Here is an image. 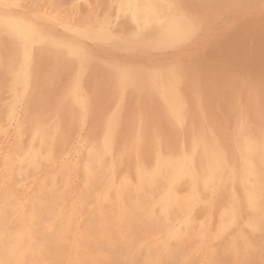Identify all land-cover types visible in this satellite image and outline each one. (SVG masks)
<instances>
[{"label": "rangeland", "instance_id": "obj_1", "mask_svg": "<svg viewBox=\"0 0 264 264\" xmlns=\"http://www.w3.org/2000/svg\"><path fill=\"white\" fill-rule=\"evenodd\" d=\"M19 1H21V0H5V5L2 7V6H0V15L1 16H4V17H10V18H18V19H23V20H27V21H29L30 23H31V25H34V24H36V25H38L39 26V30L43 33V34H45V35H49L48 37H55L56 38V40H58V41H61V42H67V43H69V40H70V38H71V40H70V43H72L73 44V46H76L77 48H79L80 49V51H81V53H82V55H84V57H86L84 60H79V59H77V58H75V57H69L70 55H68V54H64L63 52H61V51H58V50H55L54 48H51V47H48V48H46L47 46H45V45H42V46H44V48L41 46V45H39V46H37V45H33L32 47H31V49H30V58H29V60H28V62H27V64H28V71L30 72L32 69V74H31V72L29 73V75H31L30 77H29V79H28V83H27V86H25V88H24V90H22V86L20 85V86H18L17 85V87H16V90L15 89H11V87H12V84H11V70H13L15 67H14V63H13V60L15 59V57H16V55L14 56H12V54H14L13 52L15 51V54L16 53H18L19 52V45H17L18 44V40L17 39H15L14 37L12 38V36H9L8 34H6V33H4V32H2V30H0L1 31V35H0V41H1V43H0V58L2 59H0V65H1V68H0V104H1V106H0V116H1V118H0V128H1V130L0 131H2L1 133L2 134H4L5 132V134H7V133H10V134H12V132H13V129H14V127L16 126L15 124H17V123H19V122H21L22 123V126L25 128V129H27V128H29V126H30V123H29V121L30 120H33L35 117H38L39 116V114H40V118L38 117V119L40 120V121H42V120H46V119H48V121L46 120L45 122H41V123H47V122H49V123H47L46 124V126H48V127H54V126H52V122L51 121H53V125H54V123L56 124V126L59 128H56V126L54 127V128H56V133H57V137H58V139H57V141L58 142H60V141H62L59 137H63L62 139H63V141L62 142H64V141H67V142H71V140L73 139V142L77 139V140H80L81 141V143L82 144H85V143H87V144H89V143H91L92 141H94V144L95 143H99V141H101L102 140V137L103 136H105V134H106V129H107V131H108V133H110L109 134V137H111V140H113L112 141V150H111V152L106 156V158H108V157H110V158H108V160H110V162H107V159H106V164L108 165V166H112L111 168H113L114 170H115V175L114 176H112L113 177V179L112 178H110V177H108V175H104V176H102V184L103 183H106L107 181H108V179H110L109 180V182H112V181H117V182H119L122 178H123V176L125 177V175L127 176V174H128V176H129V173H131L130 175H132V171L137 167V166H139V165H142V162H146L147 160H148V156H149V160L148 161H150L151 160V157H152V154H153V152H155L156 150L157 151H162V153H177V154H181L182 152H188L193 146H198L200 143H206V141H207V144H208V146H211L210 148H215V147H213V146H217L218 145V148L216 147L215 149H219V152H220V154L226 159V162L227 163H229L230 161H231V158L229 157L230 155H231V157H232V153H234V150L233 149H235V147L238 145V143H240L239 142V140H241V134L243 135L244 134V130H246L247 131V133H248V131H249V133L248 134H246V132H245V134L246 135H251L252 134V136H253V133L255 134L254 136H257L258 134L260 135L261 133H259V132H263V130H264V124H262V123H264V119H263V117H264V106H263V104H264V87L262 86V85H264V75L263 74H261V73H263L264 72V0L262 1V0H241V2H240V0H177V2H176V0H173L174 2H176L175 3V5H177L176 7L179 9V10H181L182 12H183V14H184V16L185 17H187V20H188V27H186L187 29H189L190 28V30H191V32H190V30H187V29H185L186 30V33H185V31L183 32V33H181V34H178L176 37H174L171 41L172 42H169V43H167V44H165L164 46H162L161 48L163 49V50H161V48L160 49H158V50H152L151 48L150 49H145L144 47H135V48H138V49H143L144 48V50H137V49H134L133 48V50H132V48H130L129 49V47H124V45H122V44H124V42H126L127 40H128V38L131 40V39H133L134 41H138V43H140V44H142L143 43V41H142V39H140V38H136V36H137V34H136V32H135V30H132V29H134L133 27H131L130 26V23H129V21H128V18L125 16L124 17V15H121V14H119V13H117L116 12V10H114V0H111L110 2H108V5H110V6H105V3H106V5H107V2L105 1V0H90L91 1V3H89L90 1L89 0H69V2H68V0H52L51 2H50V0L48 1V0H44V1H42V0H34V2H33V0H27V2H28V4L26 3V1L24 0V3H23V0H22V2H19ZM45 1H47L46 2V4H45ZM55 1V2H54ZM80 1V2H79ZM85 1V2H84ZM94 1H95V4H94ZM108 1V0H107ZM179 1H180V3H179ZM186 1V2H185ZM197 1H198V3H197ZM203 3H202V2ZM214 1V2H213ZM228 3H226V2ZM232 1V3H229V2H231ZM240 2V4H236V3H238V2ZM256 1V2H255ZM262 1V2H261ZM38 2V3H37ZM39 2H40V4H39ZM41 2H42V5H41ZM54 2V3H53ZM59 3L58 5L56 4V3ZM73 2H74V4H73ZM98 2H99V4H98ZM192 3V6H191V3ZM206 2V3H205ZM223 2V3H222ZM225 2V3H224ZM249 2V3H248ZM26 3V4H25ZM32 3V4H31ZM34 3V4H33ZM61 3V4H60ZM65 3H67V4H65ZM77 3H78V5H77ZM82 3V4H81ZM84 3V4H83ZM102 3V4H101ZM190 3V4H189ZM200 3V4H199ZM212 3V4H211ZM262 3V4H261ZM11 4H12V7H11ZM24 4V5H23ZM43 4H44V6H43ZM56 4V5H55ZM85 4H87V5H85ZM90 4V5H89ZM94 4V5H93ZM98 4V5H97ZM101 4V5H100ZM181 4V5H180ZM197 4V6H198V8H197V6H195ZM202 4V5H201ZM205 6H204V5ZM229 4H232L231 6L229 5ZM234 4H236V6L234 5ZM254 4V5H253ZM261 4V5H260ZM23 5V6H22ZM26 5V6H25ZM48 5H51V6H49V7H47ZM66 5V6H65ZM68 5V6H67ZM74 5V6H73ZM75 5H77L76 7H75ZM103 5V6H102ZM180 5V6H179ZM184 5H185V7H184ZM195 7H194V6ZM201 5V6H200ZM210 5H211V7H210ZM216 7H215V6ZM221 5L223 6V7H221ZM224 5H227V6H230L231 8H229V7H227L226 6V8H225V10H224ZM256 5V7H254ZM6 6V7H5ZM8 6V7H7ZM10 6V7H9ZM28 6V7H27ZM46 6V7H45ZM84 6H87V7H84ZM91 7V8H89V7ZM97 6V7H96ZM100 6V7H99ZM183 6V7H182ZM188 6V7H187ZM200 6V7H199ZM221 8H220V7ZM250 6V7H249ZM253 8H252V7ZM258 6V7H257ZM35 7V8H34ZM37 7V8H36ZM38 7H41V8H38ZM59 7H61L60 8V10H59ZM82 7V8H81ZM112 7H114V8H112ZM182 7V8H181ZM193 7H194V9H193ZM203 7H204V9H203ZM208 7V8H207ZM239 7V8H238ZM246 7H247V9H246ZM8 8V9H7ZM10 8V9H9ZM27 8V9H26ZM54 10H53V9ZM76 8V9H75ZM188 8V9H187ZM211 8V9H210ZM214 8V9H213ZM221 9V10H218V9ZM227 8L229 9V10H227ZM237 8V9H236ZM245 9V11H244V9ZM47 9H49V10H47ZM70 9V10H69ZM85 9V10H84ZM95 9H96V11H95ZM103 9V10H102ZM108 9H110V10H112V11H110V10H108ZM183 9V10H182ZM185 9L186 10H189V11H185ZM198 9V10H197ZM223 9V10H222ZM243 9V10H242ZM10 12V14H9V12ZM31 12H30V11ZM35 10V11H34ZM63 10V11H62ZM69 10V11H68ZM72 10H74V11H72ZM77 10V11H76ZM107 10V11H106ZM194 12H193V11ZM203 10V12H199V11H202ZM209 10V11H208ZM212 10V11H211ZM215 10H216V12L218 13L217 15L216 14H214L213 12H215ZM240 10H241V13H240ZM249 10V11H248ZM261 10H262V12H261ZM7 11V12H6ZM39 11H40V14H39ZM46 11H48V12H46ZM52 11V12H51ZM54 11V12H53ZM65 11V12H64ZM80 11V12H79ZM85 11V12H84ZM101 11V12H100ZM103 11H104V13H103ZM108 11H110V13H106V12H108ZM114 11H115V13H114ZM185 11V12H184ZM206 11V12H205ZM221 11V12H220ZM228 11V12H227ZM234 11V12H233ZM236 11H238V13L236 12ZM242 11H243V13H242ZM19 12H22L21 14H19ZM43 12H45L44 14H43ZM61 12V13H60ZM74 12V13H73ZM96 12L98 13V14H96ZM195 12H199L197 15L195 14ZM213 13V15H216V16H214L213 17V15L211 16V14ZM215 12V13H216ZM247 12H248V14H247ZM30 13V14H29ZM32 13V14H31ZM49 13V14H48ZM54 13V14H53ZM62 13H63V15H62ZM80 14V16L78 17V14ZM100 13H101V15H100ZM208 15V14H210L209 15V18H208V16L206 15V17H204L205 15ZM225 13V14H224ZM233 13V14H232ZM255 13V14H254ZM258 13H260V14H258ZM18 16H17V15ZM46 14H48V15H46ZM58 14V15H57ZM61 14V15H60ZM88 14V15H87ZM107 16H111V18L110 17H107ZM119 14V15H118ZM186 14H187V16H186ZM189 14V15H188ZM196 15V18L194 17V15ZM202 14V15H201ZM222 14H223V16H222ZM228 14H230L229 16H228ZM235 14V15H234ZM253 14V15H252ZM68 15H70V17H68ZM83 15H86V16H83ZM91 15V16H90ZM95 15V16H94ZM114 15V16H113ZM221 15V16H220ZM244 15V16H243ZM250 15H252V16H250ZM50 16V17H49ZM59 16V17H58ZM62 16H64V17H62ZM77 16V17H76ZM90 16V17H89ZM105 16V17H104ZM119 16H121V18L119 17ZM218 16V17H217ZM231 16H233V17H231ZM242 16V17H241ZM22 17H24V18H22ZM54 17H56V18H54ZM61 17H62V19H63V21H62V19H61ZM67 17V18H66ZM72 17V18H71ZM102 17H104L107 21H103V19L104 18H102ZM107 17V18H106ZM124 17V19H122ZM213 17V18H212ZM231 19H230V18ZM238 17V18H237ZM248 17V18H247ZM29 18V19H28ZM37 18V19H36ZM59 18H60V21L61 22H59ZM79 18V19H78ZM86 18V19H85ZM96 18H97V20H96ZM225 18V19H224ZM237 18V19H236ZM259 18V19H258ZM261 18V19H260ZM45 19V20H44ZM84 19V20H83ZM92 19V20H91ZM100 19V20H99ZM110 19H114L113 20V22L110 20ZM122 19V20H121ZM190 19H192V20H190ZM195 19H196V21H195ZM207 19V20H206ZM208 19H211V21H209L208 22ZM214 19H216L215 21H213ZM234 19H236V20H234ZM245 19V20H244ZM69 20H70V22H69ZM80 20V21H79ZM83 20V21H82ZM89 20V22H87V21ZM93 20H94V22H93ZM118 20V21H117ZM198 20V21H197ZM204 20H206V21H204ZM243 20V21H242ZM100 21V23H102L101 21H103V23L102 24H98V22ZM125 21H127V23L129 24V25H127V23L125 22ZM219 21H220V23H219ZM222 21V22H221ZM262 21H263V23H262ZM58 22H59V24H58ZM65 22V23H64ZM86 22V24H84ZM108 22H110V23H108ZM116 22L117 23H120V25L119 24H117L119 27H117V25H116ZM122 22H125V23H122ZM193 22V23H192ZM197 22V23H196ZM216 22V23H215ZM75 23V27L73 26V24ZM92 23H94V24H92ZM105 23H107V24H105ZM113 23H114V25H113ZM195 23H196V26H195ZM199 23V24H198ZM207 23V24H206ZM211 23V24H210ZM222 23V24H221ZM55 24H57L56 26H59V27H56V26H54ZM88 24V25H87ZM90 24V25H89ZM96 24L98 25V26H96ZM122 24V25H121ZM203 24H205V25H203ZM236 24H238V25H236ZM50 27H49V26ZM78 25H80V26H78ZM87 26V27H85V26ZM91 25L93 26V27H95V29L93 28H91ZM102 25H104V26H102ZM106 25H108V27L106 26ZM125 25V26H124ZM189 25H190V27H189ZM194 25V26H193ZM203 25V26H202ZM208 25V26H207ZM213 25V27H211ZM45 27V29H44V27ZM55 28H54V27ZM64 26V27H63ZM76 26H77V28H76ZM82 26V28H81V30H80V27ZM202 26V27H201ZM100 27L101 28H103L104 30V33L106 34V32H107V34L108 35H106V36H108V37H110V39L111 40H113V45L112 44H110V43H112V42H110V43H108V41H110V40H108L106 43L104 42V43H102V41H98V38H99V33H98V29H100ZM111 27V28H110ZM121 27V28H120ZM197 29H196V28ZM205 27V28H204ZM218 27H220V28H218ZM41 28V29H40ZM46 28H47V30H46ZM49 28H50V30H49ZM67 28V29H66ZM76 28V29H75ZM193 28V29H192ZM200 28V29H199ZM208 28V29H207ZM213 28V30H211ZM259 28H261V32L259 31L260 29ZM87 29V30H86ZM89 29H91V30H89ZM107 29V30H106ZM108 29H110V30H108ZM123 29V30H122ZM204 29V30H203ZM259 29V30H258ZM46 30V31H45ZM48 30H49V33H48ZM56 30V31H55ZM61 30H64V31H61ZM83 30V31H82ZM92 30H93V32H92ZM105 30H106V32H105ZM126 30V31H125ZM218 30V31H217ZM51 31V32H50ZM61 31V32H60ZM72 31H76V33H73ZM121 31H122V33H121ZM196 31H197V33H196ZM203 31V32H202ZM208 31V32H207ZM229 31V32H228ZM258 31H259V33H258ZM44 32H46V33H44ZM89 32V33H88ZM96 32H97V34H96ZM130 32H132V33H130ZM195 32V33H194ZM207 33V34H205V33ZM228 32V33H227ZM53 33H55V34H53ZM68 33H69V35H68ZM80 33V34H79ZM87 35H86V34ZM113 34V36H112V34ZM119 34V36H118V34ZM123 33H125V36H124V34ZM127 33V34H126ZM201 33H204V34H202L201 35ZM210 33V34H209ZM213 33V34H212ZM194 34V35H193ZM199 34V35H198ZM212 34V35H211ZM61 35V36H60ZM75 35V36H74ZM82 35V36H81ZM86 37H85V36ZM93 35V36H92ZM98 35V37L96 38V36ZM121 35H123L122 37H123V40H121L122 39V37H121ZM221 37H220V36ZM224 35V36H223ZM243 35V36H242ZM250 37H249V36ZM257 35V36H256ZM76 36H78V38H79V41L78 40H76V39H78ZM88 36H89V38H91V39H89L88 38ZM92 36V37H91ZM117 36V37H116ZM131 36V37H130ZM198 37V36H201V37H198V38H196V37ZM207 36V37H206ZM237 36H239L238 38H237ZM252 36V37H251ZM3 37V38H2ZM63 37H64V40H62L63 39ZM116 37V38H115ZM119 37V39L117 40V38ZM121 37V38H120ZM191 37V38H190ZM218 37V38H217ZM68 38V39H67ZM113 38V39H112ZM127 38V39H126ZM193 38V39H192ZM194 38H195V40H194ZM199 38H201V39H199ZM210 38V39H209ZM220 38V39H219ZM241 38H242V40H241ZM245 38H247V40H245ZM251 38V39H250ZM2 39V40H1ZM6 39V40H5ZM8 39V40H7ZM89 39V40H88ZM94 39H95V41H94ZM185 41H184V40ZM186 39H188L189 41H186ZM236 39H237V41H236ZM239 39V40H238ZM261 39H263V41H261L260 42V40ZM13 40V41H12ZM72 40H73V42H72ZM83 40V41H82ZM192 40H193V42H192ZM197 40V41H196ZM199 40H201L202 41V44L201 43H199ZM204 40L206 41V42H204ZM212 40V41H211ZM217 40V41H216ZM226 40V41H225ZM234 40V41H233ZM246 41L247 42V44L244 42V41ZM7 41V42H6ZM10 43H9V42ZM76 43H75V42ZM116 41H119V44H117L118 42H116ZM120 41H122V44H120L121 42ZM140 41V42H139ZM200 41V42H201ZM236 41V42H235ZM100 42V43H99ZM191 42V43H190ZM211 42H212V44L214 45V47L215 48H213V47H210V45H211ZM237 42H238V44L239 43H242V45L240 44V45H238L237 44ZM251 44H250V43ZM260 43V44H258V43ZM9 43V44H8ZM80 44L79 46H78V44ZM82 43V44H81ZM87 45H85V44ZM96 44V45H93V44ZM198 43V44H197ZM206 43V44H205ZM207 43H210L209 44V46H208V44ZM231 43H232V45H231ZM236 43V44H235ZM3 44H4V46H3ZM75 44V45H74ZM88 44H90V46L88 45ZM102 46H101V45ZM115 44H117V45H115ZM191 44H194V45H191ZM200 44V45H199ZM14 45H16V46H14ZM85 45V46H84ZM97 45H98V47H97ZM100 45V46H99ZM114 45L115 46H117V51H116V49H115V47H114ZM120 45H122V46H120ZM183 45H185V46H183ZM192 46V47H190V46ZM197 45H199V46H197ZM212 45V46H213ZM234 45V46H233ZM245 45V46H244ZM247 45V46H246ZM255 47H254V46ZM174 46V47H173ZM189 46V47H188ZM207 46H208V48H207ZM218 46H220V47H218ZM227 46H229V49L230 50H228V47ZM231 46V47H230ZM2 47H3V49H2ZM166 47H169V48H166ZM184 47V48H183ZM186 47V48H185ZM194 47V48H193ZM196 47V48H195ZM202 47V49L203 50H205V48L206 49H208V50H205V51H200V48ZM210 47V48H209ZM217 47H218V49H217ZM233 47H234V49H233ZM247 48V50H246V48ZM249 47H250V49H249ZM9 48V49H8ZM36 50V49H38V52H37V50L36 51H33V53H32V50H34V49ZM40 48L42 49V50H46V51H39L40 50ZM85 48V49H84ZM165 48V49H164ZM188 48V49H187ZM191 48V49H190ZM198 48V49H197ZM231 48H232V50H231ZM237 48V49H236ZM243 48L245 49V52H244V50H243ZM14 49V50H13ZM18 51H17V50ZM50 49V50H49ZM86 49H87V51H86ZM104 50V51H102V50ZM119 49V50H118ZM122 49V50H121ZM174 49V50H173ZM181 49V50H180ZM201 49V50H202ZM241 49L243 50L242 52H243V54H242V52H240L241 51ZM5 50V51H4ZM99 50V51H98ZM124 50V51H123ZM129 50H130V52H129ZM188 51V52H185V51ZM189 50H190V52L192 53V52H194V53H192V55H191V53L189 52ZM196 50H198V51H196ZM227 50V51H226ZM234 50V51H233ZM4 51V52H3ZM12 53H10V52ZM51 51V52H50ZM86 51V52H85ZM95 51H96V53H95ZM118 51H120V52H118ZM125 51H127V52H125ZM168 51L170 52V53H168ZM173 51V52H172ZM178 53H177V52ZM211 51V52H210ZM223 51V52H222ZM230 51H231V53H230ZM42 52V53H41ZM53 52H55V53H53ZM57 52V53H56ZM92 52V53H91ZM98 52V53H97ZM101 52V53H100ZM118 52V53H117ZM122 52V53H121ZM129 52V54H127ZM146 52H147V54H146ZM159 52V53H158ZM172 52V53H171ZM180 52H182V54L183 53H185V54H181ZM220 52V53H219ZM230 54H229V53ZM234 52H236V53H234ZM247 52V53H246ZM251 52L252 53H254L253 55L251 54ZM10 55V56H8V54ZM51 53H52V55H51ZM62 53H63V55L66 57L67 55H68V57H64L63 55H62ZM108 53H110V54H108ZM133 53L135 54V56L133 55ZM140 53H143L144 55H142V54H140ZM149 53V54H148ZM207 54L208 55V53H209V56L207 57V55H204V54ZM211 53V54H210ZM235 55V56H233V54ZM250 53V54H249ZM42 54V55H41ZM86 54V55H85ZM92 54V55H91ZM95 55V57H94V55ZM118 54V55H117ZM122 54H124V55H126V56H122ZM137 54H140L139 56L137 55ZM169 54V55H168ZM174 54V55H173ZM188 54L190 55V56H188ZM199 54V55H198ZM214 54V56H212ZM216 54V55H215ZM50 55V56H49ZM54 55V56H53ZM59 55V56H58ZM99 55H101L100 57H99ZM106 55V56H105ZM114 55H116V56H114ZM119 55H121L123 58H124V60H123V58L121 57V56H119ZM131 55H133V56H131ZM146 55H148L147 57H146ZM151 55V56H150ZM173 55V57H171ZM194 55V56H193ZM221 55H223V59H222V56ZM241 56V57H237V56ZM243 55V56H242ZM34 57V60H36V61H34L33 60V57ZM38 56V57H37ZM60 56H62V57H60ZM93 56V57H92ZM112 56V57H111ZM129 58H128V57ZM145 56V57H144ZM171 58H170V57ZM193 56V57H192ZM204 56H206V57H204ZM210 56H212L213 58H217V60H213V58L211 57L210 58ZM48 57V59H46ZM91 57V58H90ZM105 57V58H104ZM107 57V58H106ZM110 57H111V59H110ZM118 57H120V58H118V60H117V58ZM151 57V58H150ZM160 59H159V58ZM182 57V58H181ZM201 57H202V59H201ZM220 58V61L217 63V61L219 60V58ZM237 57V58H236ZM247 57H249V58H247ZM252 57H254L253 59H251ZM12 59V63H13V66L11 65L12 63L11 62H9L11 59ZM53 58V59H52ZM56 58V59H55ZM63 58H64V60H63ZM88 58H90V59H88ZM99 58H101V59H103V60H101V59H99ZM114 58H115V60H114ZM128 59L127 61H126V59ZM132 58V59H131ZM140 58V59H139ZM142 58V59H141ZM155 58V59H154ZM162 58V59H161ZM168 58H170V59H168ZM6 59H8L9 61V63H7L6 62ZM39 59H41V60H39ZM44 59H46L45 61H43ZM55 59V60H54ZM61 59V60H60ZM76 59V60H75ZM99 59V60H98ZM105 59V60H104ZM136 59V60H135ZM207 59V60H206ZM209 59H210V61H209ZM53 60V61H52ZM108 60H110V61H108ZM117 60V61H116ZM120 60V61H119ZM185 61V63L187 62L188 63V65L189 66H191V67H193V68H191V70H190V72L193 74V73H196V74H194V75H191V73L189 72V71H187V73H186V68H188L189 69V66H187V63L185 64L184 63V61ZM232 62H231V61ZM236 60V61H235ZM253 61L254 63H256L255 65H254V63H251V61ZM259 60V61H258ZM4 61V62H3ZM32 61H34V62H32ZM51 61V62H50ZM59 61H61L60 63H59ZM72 61H74V62H72ZM87 61V62H86ZM114 61V62H113ZM142 61V62H141ZM153 61L155 62V63H157V65L155 64V63H153ZM166 61H168L167 63H165ZM191 61H192V63H191ZM205 63H204V62ZM222 61V62H221ZM238 61V62H237ZM47 62V63H46ZM65 62V63H64ZM70 62H72L71 64H70ZM76 62V63H75ZM85 62V63H84ZM88 62H90V63H88ZM117 62V63H116ZM119 62V63H118ZM120 62H122V63H120ZM141 62V63H140ZM144 62H145V65H144ZM152 62V63H151ZM162 62H164V63H162ZM7 65H6V64ZM11 63V64H10ZM32 63V64H31ZM37 63V64H36ZM55 63H59L58 65L57 64H55ZM64 63V64H63ZM143 63V64H142ZM148 65H147V64ZM203 63V64H202ZM234 63V64H233ZM238 63H240L241 65H239ZM247 63H248V66H247ZM260 63V64H259ZM8 64H9V66H8ZM46 64H47V66H46ZM54 64V65H53ZM67 64L69 65V67L67 66ZM122 64V65H121ZM124 64L127 66H124ZM139 64V65H138ZM140 64H141V66H140ZM152 64L154 65V66H152ZM177 64V65H176ZM181 64V65H180ZM183 64H185V65H183ZM200 64V65H199ZM210 66H209V65ZM227 64V65H226ZM7 67H6V66ZM50 65V67H48ZM56 65V66H55ZM65 65V66H64ZM71 65V66H70ZM99 65L101 66V67H99ZM201 65H203V67L201 66ZM217 65H218V68H219V66H220V68L221 69H223V70H221V69H215L216 67H217ZM225 65V66H224ZM235 65H236V67H235ZM246 67H245V66ZM251 65V66H250ZM253 65V66H252ZM35 66H37V67H35ZM66 67L68 70H66V68H64V67ZM84 67V68H82V67ZM87 66V67H86ZM138 66H140V67H138ZM199 66V67H198ZM224 66V67H223ZM244 66V67H243ZM256 66H260V67H257L256 68ZM32 68L31 70L29 69V68ZM45 67H47V68H45ZM59 67H61V68H59ZM86 67V68H85ZM98 67V68H97ZM114 67V68H113ZM118 67H120V68H118ZM132 67V68H131ZM137 69H136V68ZM179 67V68H178ZM215 67V68H214ZM256 68V69H253V68ZM8 68H10L11 70V72L9 71V72H7L9 69ZM52 68H53V70H52ZM59 68V69H58ZM107 70H106V69ZM125 68H127V69H125ZM153 68H156L155 70H153ZM204 68V69H203ZM209 68H210V70L212 69V71H209ZM228 68V69H227ZM259 68H260V70H259ZM51 69V70H50ZM73 70V71H71V70ZM83 71H82V70ZM110 69H114V71H111ZM123 69V70H122ZM131 69H132V71L136 74V76L134 77V73L131 71ZM138 69H140V70H138ZM161 70V72L162 73H160V70ZM195 69L196 71L195 72H193V70ZM204 70V72L203 71H198V70ZM207 69V72L205 71ZM227 69V71H225ZM229 69H232L233 70V72L231 71V70H229ZM7 70V71H6ZM35 70V71H34ZM36 70H38V71H36ZM64 70H65V72H64ZM85 70V71H84ZM126 70V72H130V74L131 73H133V75L131 74V77H130V75L128 76L129 78H127L126 80H125V82H124V86L123 87H125V88H123L122 86H121V83L119 82V80H117V78H118V75H120L122 72H124ZM130 70V71H129ZM159 70V71H158ZM221 70V71H220ZM254 70H257V71H254ZM259 70V71H258ZM45 71V72H44ZM52 71V72H51ZM86 71H88V72H86ZM155 71V72H154ZM157 71V72H156ZM184 71V72H183ZM254 71V72H253ZM44 74H42V73ZM58 72V73H57ZM81 72H82V75H81ZM90 72V73H89ZM108 72H111V74H108ZM113 72V73H112ZM114 72H115V75H113L114 74ZM198 72H199V74H198ZM206 72V73H205ZM216 72H217V75H216ZM218 72H219V74H218ZM228 72L230 73H232V75H230V74H228ZM6 73V74H5ZM10 75H9V74ZM49 73V74H48ZM51 73V74H50ZM57 73V74H56ZM61 73V74H60ZM75 73V74H74ZM84 73V74H83ZM92 73V74H91ZM107 73V74H106ZM166 74V75H168L167 77L169 78V80L170 81H172L173 83H174V85H176V86H174V94L176 95H178L176 98H175V103H174V105H176L175 107H177V113L179 114V121H174L173 122V124H172V119L170 118L169 119V113L168 112H166V110L164 109V107H163V105H161L162 104V102H161V100H160V98H158L159 97V94H158V92L160 91V89H159V87H157V86H159L158 85V83L157 84H155V83H152V81H151V78H150V76L152 77V75L153 74ZM186 73V74H185ZM205 73V75L204 76H206V77H203L202 75ZM215 73V74H214ZM223 73H225V75L223 74ZM239 73V74H238ZM87 74V75H86ZM187 74L190 76V78H189V76H187ZM212 74V75H211ZM252 74V75H251ZM76 75V76H75ZM111 75V76H110ZM147 75H148V77H147ZM200 75L202 76V78L200 77ZM221 75V76H220ZM47 77V76H49V77H47V78H45V77ZM89 76V77H88ZM116 78H115V77ZM191 76H192V79H191ZM239 76V77H238ZM252 76H254V77H252ZM37 77V78H36ZM42 77H43V79L45 80L44 82L42 81L43 79H42ZM56 77V78H55ZM83 77H84V79H83ZM106 77V78H105ZM108 77V78H107ZM260 77V78H259ZM30 78H32V79H30ZM36 78V79H35ZM39 78V79H38ZM49 78H50V80H49ZM55 78V79H54ZM59 78H60V80H59ZM102 78H104V80L102 79ZM214 80H213V79ZM241 78V79H240ZM257 78V79H256ZM62 79V80H61ZM70 80V82H69V80ZM113 79V80H112ZM144 79V80H143ZM180 79H182V81L180 80ZM190 79V80H189ZM205 79V80H204ZM209 80V81H207V80ZM211 79H212V81H211ZM216 79V80H215ZM224 79V80H223ZM230 79H232V81L230 80ZM67 80V81H66ZM81 80H83L82 82H81ZM86 80V81H85ZM89 80V81H88ZM103 80V81H102ZM193 80H194V83L192 84V82H193ZM249 80L251 81V83L250 84H248L247 82H249ZM253 80H254V82H253ZM256 80V81H255ZM48 81V82H47ZM108 81H110V82H108ZM203 83H202V82ZM218 82V81H221V82H218L217 84L215 83V82ZM224 81V82H223ZM6 82V83H5ZM7 82H8V84H7ZM40 82H41V84H40ZM43 82V83H42ZM55 82V83H54ZM60 82V83H59ZM69 82V83H68ZM78 82V83H77ZM86 82V83H85ZM98 82V83H97ZM208 82H209V84H208ZM213 82V83H212ZM231 82V83H230ZM244 82V83H243ZM257 82V83H256ZM31 83H33L32 85H31ZM47 84L48 86H46L45 84ZM49 83V84H48ZM57 83V84H56ZM87 83H88V86H86L85 87V85H87ZM107 83V84H106ZM148 83V84H147ZM183 83V84H182ZM187 83V84H186ZM204 83H205V85L207 86H205L204 85ZM212 83V84H211ZM225 85V86H223L224 88L226 87V89H223V87H222V85L223 84ZM235 83V84H234ZM239 84V85H236V84ZM246 83H247V86H246ZM255 83V85H253V84ZM259 83V84H258ZM263 83V84H262ZM10 84H11V86H10ZM66 84V85H65ZM78 84V85H77ZM98 84V85H97ZM189 84H190V88L191 89H188L189 88ZM217 85V87H215L216 85ZM245 84V85H244ZM7 85V86H6ZM29 85H31V87L29 86ZM55 85V86H54ZM148 85H150V86H148ZM181 85V86H180ZM200 85V86H199ZM203 85V86H202ZM219 85H221L220 87H222V88H220L219 87ZM230 85V86H229ZM249 85H251V88L249 87ZM260 85V86H259ZM10 86V87H9ZM44 86V87H43ZM95 86V87H94ZM99 86H101V87H99ZM120 86V87H119ZM143 86V87H142ZM184 86V87H183ZM214 87V89H213V87ZM240 86H242L241 88H240ZM255 86H257V87H255ZM19 87H20V89H19ZM41 87H43V88H45V89H43L42 88V90L40 89ZM51 87V88H50ZM61 87H63V90H62V88ZM74 87H78V89L80 90V97H81V101L78 103V104H73V102H72V100H71V96H72V91H73V89H74ZM83 87V88H82ZM93 87V88H92ZM112 87V88H111ZM119 87V88H118ZM179 87H181V89H179ZM183 87V88H182ZM245 87V88H244ZM260 89H259V88ZM5 88V89H4ZM14 88V87H13ZM49 88V90H46V89H48ZM122 88V89H121ZM128 88H130V89H128ZM157 88V92L154 90V89H156ZM211 90H210V89ZM215 88H217V89H219V90H217V89H215ZM232 88H233V90H232ZM247 88V89H246ZM252 88H254V89H252ZM258 88V89H257ZM262 88V89H261ZM84 89H85V91H84ZM95 89V90H94ZM98 89H100V90H98ZM111 89V90H110ZM116 89V90H115ZM125 89V90H124ZM185 89V90H184ZM186 89H187V91H186ZM209 89V90H208ZM245 89V90H244ZM8 90L9 91H11V92H8ZM18 90V91H17ZM34 90V91H33ZM39 90V91H38ZM40 90H41V96H40ZM57 92H56V91ZM60 90V91H59ZM90 90H91V94H92V98H91V94H89L90 93ZM105 90V91H104ZM119 90V91H118ZM128 90H129V92H128ZM194 90V91H193ZM215 90V91H214ZM220 90H223V91H220ZM21 91H25V92H27V93H24V95H25V98H26V105H24V104H22V102H20L19 103V101H18V99H20V93H21ZM38 91V92H37ZM43 91H44V93H43ZM47 91H48V93H47ZM53 91H55V92H53ZM107 91V92H106ZM112 91V92H111ZM185 91L187 92V93H185ZM190 93H189V92ZM213 93L214 92V94H215V96H214V94H211V92ZM217 91H219L220 93L218 94V92ZM229 91V92H228ZM238 91V92H237ZM248 91H249V93H248ZM250 91H252V92H250ZM258 91H259V93H258ZM46 92V93H45ZM114 92V93H113ZM127 92V93H126ZM138 92V93H137ZM155 92V93H154ZM195 92V93H194ZM201 92V93H200ZM217 92V93H216ZM254 92H256V93H254ZM4 93H6V94H4ZM33 95H32V94ZM82 93V94H81ZM95 93V94H94ZM126 95H125V94ZM129 93H132L130 96H129ZM154 93V94H153ZM181 93V94H180ZM238 93V94H237ZM251 93H254V94H251ZM15 94V95H14ZM29 94V95H28ZM88 94V95H87ZM99 94V95H98ZM111 94V95H110ZM118 94V96H116ZM142 94V95H141ZM146 94H147V96L148 97H146ZM151 94V95H150ZM185 94V95H184ZM188 94V96H186ZM191 94H193V95H191ZM200 94V95H199ZM205 94H207V96L205 95ZM218 94V95H217ZM230 94H232V95H230ZM242 96H241V95ZM263 94V95H262ZM16 95L18 96V99H16L17 97H16ZM112 95H113V98H112ZM125 95V96H124ZM157 96L156 98H155V96ZM181 95V96H180ZM204 95H205V97H204ZM211 95H213V96H211ZM259 97H258V96ZM10 96H12L11 98H9ZM14 96V97H13ZM32 97V98H30V97ZM39 96V97H38ZM51 96V97H50ZM61 96V97H60ZM116 96V97H115ZM128 96V97H127ZM183 96V97H182ZM184 96H186V97H184ZM189 96L192 98V96H193V98H192V100H191V98H189ZM194 96L196 97V98H194ZM232 96V97H231ZM236 96V97H235ZM239 96V97H238ZM261 96H262V98H261ZM55 97V98H54ZM69 97V98H68ZM97 99H96V98ZM125 97V98H124ZM138 99H137V98ZM142 97H143V99H142ZM151 97H154V99L153 98H151ZM200 97V98H199ZM252 97H254V99L252 98ZM8 98V99H7ZM40 98V99H39ZM58 98V99H57ZM126 98H127V101H125L126 100ZM178 98H180L181 99V101L184 99V98H186L185 100H183V103L182 102H180V101H178V100H180V99H178ZM240 98V99H239ZM247 98V99H246ZM5 99V101H3V102H1L2 100H4ZM7 99V100H6ZM12 101H10V100ZM46 99V100H45ZM52 99V100H51ZM111 99V100H110ZM125 99V100H124ZM141 101H143V102H140V100ZM156 99H157V101H156ZM178 99V100H177ZM194 99H195V101L197 102H195L194 101ZM246 99V100H245ZM252 99V100H251ZM14 100V101H13ZM57 100H58V103H56L57 102ZM87 100V101H86ZM91 100V101H90ZM116 100V101H115ZM129 100V101H128ZM134 100V101H133ZM145 100V101H144ZM151 102H150V101ZM154 100H155V102H154ZM187 100V101H186ZM189 100V101H188ZM251 100V101H250ZM263 100V101H262ZM28 101V102H27ZM39 101L41 102V103H39ZM68 101L70 102L69 104H67L68 103ZM89 101V102H88ZM111 101V102H110ZM118 101H121V103H123L121 106L120 105H117V104H119L120 102H118ZM131 101H132V103H131ZM136 101V102H135ZM178 101V102H177ZM233 101V102H232ZM240 101V102H239ZM253 101V102H252ZM18 102V103H17ZM53 102H55V106L53 107ZM64 102H65V104H64ZM67 102V103H66ZM106 102V103H105ZM116 102H118V103H116ZM127 102V103H126ZM145 102L147 103V102H149V103H147L148 105H146L145 104ZM156 102H157V105H156ZM177 102V103H176ZM200 102H201V104H200ZM236 102V103H235ZM249 102V103H248ZM256 104H255V103ZM260 104H259V103ZM3 103V104H2ZM32 103V104H31ZM43 103V104H42ZM105 103V104H104ZM125 103H126V105L128 106H126L125 105ZM133 103H134V107H133ZM154 103H155V105H154ZM205 103V104H204ZM239 103H240V105H239ZM19 104V105H18ZM27 104H28V107H25V106H27ZM36 104V105H35ZM44 104H45V106H44ZM47 104H48V106H47ZM73 104V105H72ZM80 104V105H79ZM98 104V105H97ZM114 104V105H113ZM116 104V105H115ZM160 104V106H158ZM188 104V105H187ZM194 104H196V105H194ZM199 104V105H198ZM232 104H234V105H232ZM254 104L256 105V107L254 106ZM8 106V108H6L7 106ZM23 106L22 108L20 107V106ZM64 105H65V107H64ZM84 105V106H83ZM105 105L107 106V107H105ZM113 105V106H112ZM146 105V106H145ZM152 105V106H151ZM178 105V106H177ZM181 105V106H180ZM190 106L189 107V109H185L184 107H186V106ZM202 105V106H201ZM260 105V106H259ZM6 106V107H5ZM10 106V107H9ZM68 106H69V108H68ZM72 106V107H71ZM73 106H75L74 107V109H73ZM111 106V107H110ZM119 106V107H118ZM136 106H138V107H136ZM142 106H143V109L144 110H146V111H141V108H142ZM145 106V107H144ZM150 106V107H149ZM153 106H157L156 108L155 107H153ZM196 106V107H195ZM200 106H201V108H200ZM237 106V107H236ZM252 106H253V108H252ZM258 106V107H257ZM12 107V108H11ZM15 107V108H14ZM52 107V108H51ZM60 107H62L63 109H65V110H63L62 108H60ZM90 107V108H89ZM107 108V110L105 109V108ZM123 107L126 109H123ZM130 107H132V108H130ZM146 107H147V109H146ZM148 107H149V109L152 111H150L149 109H148ZM241 107H243V108H241ZM263 107V108H262ZM11 108V109H10ZM23 108L25 109H28L27 111H26V109L23 111ZM50 108V109H49ZM114 108H116V109H114ZM121 108V109H120ZM154 108V111L152 110ZM160 110H159V109ZM183 108V109H182ZM187 108V107H186ZM193 108V109H192ZM196 108H198V110L196 109ZM208 108V109H207ZM255 108V109H254ZM3 109V110H2ZM61 109V111H58V110H60ZM67 109H70V110H68L67 111ZM75 109H77V110H75ZM98 111H97V110ZM110 109H112V110H110ZM121 111H120V110ZM157 109V110H156ZM163 109V110H162ZM184 109H185V111H184ZM200 109H201V111H200ZM235 109V110H234ZM241 109V110H240ZM260 109V110H259ZM11 110V111H10ZM38 110H40V112H38ZM53 110V111H52ZM81 110V111H80ZM108 110H110V111H108ZM116 110H119L120 112H115ZM132 110V111H131ZM188 110V111H187ZM207 110H208V112H207ZM237 110H240V111H237ZM242 110H244V111H242ZM254 110V111H253ZM36 111L38 112V113H36ZM46 111H48V112H52V114H51V112H50V114L49 113H47ZM71 111H73V113H71ZM110 112V114H108V112ZM122 111H124V112H122ZM155 111H156V113H160L158 116L157 115H155L156 113H155ZM164 111V112H163ZM192 111V112H191ZM197 111V112H196ZM237 113H236V112ZM248 111V112H247ZM253 111V112H252ZM263 113H261V112ZM10 112V113H9ZM16 112V113H15ZM19 112V113H18ZM27 114H26V113ZM46 112V113H45ZM76 112H79V113H76ZM100 112V113H99ZM115 112V113H114ZM127 112V113H126ZM132 112H134L133 114H132ZM147 112V113H146ZM151 112V113H150ZM154 112V113H153ZM186 112V113H185ZM188 112V113H187ZM191 112V113H190ZM193 112H196L197 113V115H196V113H193ZM198 112H199V114H198ZM243 112V113H242ZM262 114H260V113ZM5 113V114H4ZM9 113V114H8ZM24 113H25V115H24ZM29 113L31 114V115H29ZM34 113V114H33ZM44 113V114H43ZM63 113V114H62ZM106 113V114H105ZM117 113V114H116ZM122 113V114H121ZM146 113V114H145ZM165 113V114H164ZM168 113V114H167ZM190 113V114H189ZM202 113V114H201ZM205 113V114H204ZM240 115H239V114ZM249 115H248V114ZM8 114V115H7ZM11 114V115H10ZM36 114V115H35ZM42 114L44 115V117H42L41 118V116H42ZM71 114L73 115V117L71 116ZM74 114H75V116H74ZM77 114V115H76ZM114 114H116V116L114 115ZM126 114H128L127 116L128 117H126ZM140 115V117L142 116L141 114H143V118L145 119H141V121L142 122H140L138 119L140 118L139 117V115ZM148 114V115H147ZM152 116H151V115ZM183 114H185V116H183ZM193 114V116H190L189 117V115H192ZM238 114V115H237ZM247 114V115H246ZM255 116H254V115ZM5 115V116H4ZM21 115V116H20ZM33 115H34V117H33ZM50 115V116H49ZM53 115V116H52ZM59 115V116H58ZM99 115H101V116H99ZM123 115H125V116H123ZM145 115V116H144ZM149 116V118H150V120H149V118H147V116ZM160 115L162 116V117H160ZM166 115V116H165ZM181 115V116H180ZM195 115V116H194ZM201 115V116H200ZM244 115H246L245 117H243ZM252 115V116H251ZM13 116H14V118H13ZM30 116V117H29ZM46 116H48V117H46ZM69 116H71V117H69ZM78 116V117H77ZM79 116H80V118H79ZM92 116V117H91ZM102 116H103V118H102ZM115 116V117H114ZM118 116V117H117ZM134 116H136V117H134ZM138 116V117H137ZM196 116H198V117H196ZM235 116V117H234ZM240 118H239V117ZM247 116H249L248 117V119H247ZM27 117V118H26ZM28 117H29V119H28ZM66 117V118H65ZM99 117H100V119H99ZM108 117H110V118H108ZM112 117H114V120H113V118ZM117 117V118H116ZM122 119H121V118ZM132 117H134V119L132 118ZM151 117H153V118H151ZM156 117V118H155ZM158 117H160V118H158ZM165 117H167V119L165 118ZM181 117V118H180ZM186 119H185V118ZM189 117V118H188ZM194 117V118H193ZM236 117H238V118H236ZM253 117V118H252ZM6 118H8V119H6ZM11 118V119H10ZM20 118V119H19ZM30 118H33V119H30ZM61 118H65V119H61ZM69 118V119H68ZM72 118V119H71ZM76 118V119H75ZM95 118H98V119H95ZM138 118V119H137ZM147 118V119H146ZM159 119V121H158V119ZM162 118V119H161ZM183 118V119H182ZM196 118V119H195ZM204 118V119H203ZM233 118V119H232ZM244 118V120H242ZM259 118V119H258ZM23 119V120H22ZM37 119V118H36ZM51 119V120H50ZM56 121H55V120ZM59 119H61L60 121H58ZM70 119L71 120H73V121H70ZM79 119V120H78ZM93 119V120H92ZM105 119H107V120H105ZM119 119V120H118ZM121 119V120H120ZM127 119H129V120H127ZM153 119V120H152ZM164 119V120H163ZM193 119V120H192ZM203 121H202V120ZM237 119V121H235ZM256 119V120H255ZM263 119V120H262ZM6 120V121H5ZM19 120V121H18ZM20 120H22V121H20ZM63 120V122L61 123V121ZM65 120V121H64ZM96 120V121H95ZM98 120V121H97ZM101 120H102V122H101ZM112 120V121H111ZM116 120V121H115ZM123 120V121H122ZM135 120H138V121H135ZM147 120V121H146ZM155 120V121H154ZM157 120V121H156ZM169 120L171 121V123L169 122ZM197 120H198V122H197ZM214 120V121H213ZM240 120V121H239ZM16 121H18V122H16ZM69 123H68V122ZM91 121L93 122V123H91ZM103 121H104V123H103ZM150 121V122H149ZM153 121V122H152ZM161 121V122H160ZM189 121V122H188ZM193 121H194V125L192 124H190L189 125V123L191 122V123H193ZM199 121H201V122H199ZM204 121H205V123H204ZM208 121H209V123H208ZM234 121V122H233ZM241 121H244L246 124L248 123V126L246 125V124H244L243 122H241ZM3 122V123H2ZM5 122V123H4ZM57 122V123H56ZM60 122V123H59ZM96 122V123H95ZM98 122V123H97ZM112 122H113V124H112ZM123 122V123H122ZM127 122V123H126ZM144 122V123H143ZM147 122H148V125H147ZM152 122V123H151ZM186 123V125H185V123ZM211 122H213V123H211ZM239 122V123H238ZM254 122V123H253ZM9 123V124H8ZM14 123V124H13ZM51 123V124H50ZM59 123V124H58ZM72 123V124H71ZM101 123V124H100ZM103 123V124H102ZM106 123V124H105ZM118 125H117V124ZM141 123H142V125H141ZM156 123H158V124H156ZM167 123V124H166ZM175 123V124H174ZM184 123V124H183ZM200 123H202L201 125L202 126H200ZM228 123H229V125H230V127H229V125H228ZM250 123V124H249ZM11 124V125H10ZM13 124V125H12ZM70 124V125H69ZM90 124H91V127H90ZM105 124V125H104ZM132 124V126H130ZM145 125V128H144V125ZM149 124H150V126H149ZM155 124V125H154ZM164 126H163V125ZM165 124H166V126H165ZM169 124V125H168ZM199 124V125H198ZM203 124H205V126H203ZM209 124V125H208ZM214 126H213V125ZM232 124H233V127H232ZM236 124V125H235ZM238 124V125H237ZM244 124V125H243ZM251 124H253V129H252V127H251ZM257 124V125H256ZM59 125V126H58ZM67 125H69V126H67ZM73 125V126H72ZM77 125V126H76ZM79 125V126H78ZM83 125V126H82ZM85 125H86V127H85ZM96 125H98V126H96ZM101 125V126H100ZM102 125H104V127L102 126ZM116 125H117V127H116ZM127 125V126H126ZM137 125H139L138 126V128H137ZM160 125V126H159ZM171 125H172V127H171ZM175 125H177V126H174ZM182 125H185L183 128L187 131V132H185V130L182 128ZM261 125V126H260ZM12 126H13V128H12ZM61 126H62V128H61ZM88 126H89V128H88ZM95 126V127H94ZM107 126V127H106ZM120 126V127H119ZM135 126H136V128H135ZM141 126V127H140ZM151 126H153V127H155L154 129H156V130H151L150 129V127ZM179 126H180V128H179ZM193 127V128H191L190 129V127ZM210 127V128H208V127ZM218 126V127H217ZM236 126H240V127H237V130H239L240 132H238V133H240L239 134V136L238 135H236V134H238V133H236L237 132V130L235 129L236 128ZM2 127H3V129H2ZM69 127H71L72 129H70ZM132 127V128H131ZM153 127H152V129H153ZM157 127V128H156ZM160 127V128H159ZM189 127V128H188ZM213 127V128H212ZM215 127H216V129H215ZM243 127H245V128H243ZM248 127V128H247ZM84 128V129H83ZM88 128V129H87ZM102 128V131L103 132H100L101 129ZM105 130H104V129ZM115 128V129H114ZM133 128H135L136 129V131L137 132H139V134H137V132L135 131V129H133ZM162 128V129H161ZM164 128V129H163ZM167 129V131H166V129ZM175 128V130H171V129H174ZM179 128V129H178ZM195 128V129H194ZM197 128V129H196ZM200 128H202V129H200ZM205 128V129H204ZM212 128V129H211ZM217 128H219L220 130H222V131H220L219 129H217ZM227 128V129H226ZM229 128V129H228ZM231 128H233V130L231 129ZM239 128V129H238ZM60 129H61V131H60ZM67 129V130H66ZM80 129V133L78 132V130ZM87 129V130H86ZM90 129V130H89ZM117 129H119V130H117ZM122 129V130H121ZM132 129H133V131H132ZM139 129H140V131H139ZM147 129H148V131H147ZM177 129H178V131H177ZM193 129L195 130V131H193ZM211 129V130H210ZM216 130L215 132L217 133H214V130ZM256 129V130H255ZM259 129H261L260 131H258ZM4 130V131H3ZM63 130V131H62ZM70 130V131H69ZM132 132H131V131ZM142 130H144L145 132H143ZM150 130V131H149ZM159 130V131H158ZM188 130H191L192 131V133H195L194 135H193V137H196V138H193L192 136H190V133H191V131H189L188 132ZM232 130V131H231ZM234 130H235V132H234ZM8 131V132H7ZM76 131H77V135H78V138H77V136H76ZM87 131H89V133L87 132ZM120 131V132H119ZM162 131H164V132H162ZM173 131V132H172ZM179 131H181V132H179ZM197 131H198V133H199V135L198 136H196V134H198L197 133ZM226 131H227V133H226ZM230 131V132H229ZM251 131V132H250ZM256 131V132H255ZM94 134H93V133ZM124 132H125V134H124ZM135 132V133H134ZM146 132H148V134L146 133ZM160 132V134L162 135H160V134H157V133H159ZM179 132V133H178ZM208 134H207V133ZM214 133L216 136H218V137H221V140H223L222 142H224V144H223V147H222V144L220 145V143H221V141L219 142V140H218V142H216V140L218 139V137H216L214 134H212V133ZM220 132H221V136H219L220 135ZM233 132H234V134L236 135V137L238 138L239 137V139H237L235 136H234V134H233ZM59 133V134H58ZM64 134V136H63V134ZM83 135H82V134ZM103 133V134H102ZM116 133H117V135H118V137H117V135H116ZM121 133V134H120ZM132 133V134H131ZM152 135H151V134ZM166 133V134H165ZM170 133V134H169ZM191 133V134H192ZM211 133V134H210ZM81 134V135H80ZM143 134H145V136H141V135ZM147 134V135H146ZM176 134V135H175ZM178 134H180V135H178ZM183 134H185V135H183ZM189 136H188V135ZM206 135L205 136V138H204V136H202V137H200L201 135ZM219 134V135H218ZM226 134V135H225ZM228 134V135H227ZM233 134V136L235 137V138H233L234 140H235V142H234V140L232 139V137L233 136H231ZM245 134L243 135V136H245ZM84 135H85V137H84ZM89 135L91 136V137H89ZM95 135H96V137H95ZM100 135H102L101 137H100ZM132 135V138L130 137ZM134 135H136V137L134 136ZM139 135V136H138ZM149 135V136H148ZM150 135H151V137H150ZM164 135V136H163ZM167 135V136H166ZM169 135V136H168ZM65 136H66V138L67 139H64L65 138ZM87 136V137H86ZM117 138H116V137ZM140 137L139 138V140H140V142H139V140L136 142V139L138 138V137ZM161 136V137H160ZM171 136H172V139H171ZM177 136H179V137H177ZM215 136V137H214ZM227 136V137H226ZM242 136V137H243ZM56 137V138H57ZM114 137L116 138V140L114 139ZM128 137V138H127ZM142 137H144L145 138V140H144V138H142ZM150 137V138H149ZM153 137V138H152ZM170 137V138H169ZM183 137H184V139H183ZM197 137H200V138H202V139H197ZM223 137H225V138H223ZM229 137V138H228ZM231 137V138H230ZM87 138V139H86ZM124 138H126V139H124ZM148 138V139H147ZM157 138H160V139H157ZM168 138V139H167ZM186 138H187V140H186ZM192 138H193V140H192ZM212 140V142H214V144L213 143H209V142H211V140ZM213 138V139H212ZM214 138H216V139H214ZM70 139V140H69ZM90 139V140H89ZM92 139V140H91ZM99 139V140H98ZM121 139H122V141H121ZM151 139V140H150ZM167 143V145L168 146H166V143H164V141ZM177 139H178V141H177ZM196 139V140H195ZM27 140V137L26 138H24L22 141L23 142H25ZM95 140H97V142L95 141ZM119 140V141H118ZM124 140H126V141H124ZM153 140V141H152ZM158 140H160V141H158ZM167 140H169V141H167ZM173 140V141H172ZM191 140V141H190ZM199 140H201V142H199ZM209 140V141H208ZM213 140H215V141H213ZM229 140H231V141H229ZM13 141V140H12ZM124 141V142H123ZM128 141V142H127ZM180 141H182V143L183 144H181V142ZM185 141V142H184ZM196 141V142H195ZM225 141H227V142H225ZM123 142V143H122ZM130 142V143H129ZM145 142V143H144ZM148 142V143H147ZM151 142H152V144H151ZM154 142V143H153ZM160 142V143H159ZM194 142V143H193ZM228 142H230L229 144H228ZM232 142V143H231ZM93 143V142H92ZM115 143V144H114ZM128 144V146L129 147H125V145L124 146H122L123 144ZM135 143H136V146L134 147L133 146V144L135 145ZM150 143V144H149ZM159 143V145H157V144ZM191 143L193 144V146L191 145ZM234 143H237V144H234ZM26 142H25V144H24V147L26 146ZM114 144V145H113ZM116 144H117V146H116ZM130 144V145H129ZM140 144V145H139ZM143 144V145H142ZM148 146H147V145ZM173 146H172V145ZM185 144V145H184ZM212 144H213V146H212ZM234 144V145H233ZM138 145L140 146V147H138ZM144 145H146V146H144ZM152 145H154V146H152ZM162 145V146H161ZM164 145H165V148L166 149H164ZM180 145V146H179ZM221 147H220V146ZM230 147H229V146ZM113 146H114V150H113ZM127 146V145H126ZM144 146V147H143ZM154 147V148H151V147ZM158 146H160V147H158ZM131 147H132V150H131ZM142 147V148H141ZM146 147H148V148H146ZM168 147H170L169 149H168ZM175 147V148H174ZM179 147H180V149H179ZM184 147V148H183ZM118 148V149H117ZM121 148H122V150H121ZM149 148H150V150H149ZM158 148V149H157ZM159 148H161L162 150H160ZM224 148V149H223ZM134 149V150H133ZM148 149V151H145V150H147ZM154 149V150H153ZM173 149V150H172ZM179 149V150H178ZM185 149V150H184ZM187 149V150H186ZM232 150V151H230L231 152V154L229 153L228 154V150ZM117 150V151H116ZM141 150H143V153H142V151ZM164 150V151H163ZM177 150V151H176ZM181 150V151H180ZM225 150H227V153L226 152H224ZM126 152V156H125V152ZM128 151L130 152V151H132L131 153H132V155L130 154V153H128ZM136 151V153L138 154V155H136V153H134V152ZM168 151V152H167ZM172 151V152H171ZM222 151H223V153H222ZM119 152H121V153H123L122 155H120L121 153H119ZM140 152V153H139ZM147 154H146V153ZM152 152V153H151ZM112 153H114V154H112ZM225 153V154H224ZM82 154V155H81ZM149 154V155H148ZM226 154H228L227 156H226ZM69 155V156H68ZM66 157H65V161L68 163H64L63 164V166H69L70 167V171H71V174H72V181L70 180V183H75V182H77V183H75V184H78V187H79V189L78 190H80V191H76V194L75 195H72V199L71 200H66L67 202L66 203H63L64 205L63 206H67L66 207V209H70V207H72L73 208V210H72V214H67L65 217H63L62 218V220L63 221H61V223H60V227H56V229L54 230V232H52V233H50V234H48V235H46V233H45V231H44V228H42L43 227V225H38L37 224V226L35 225L34 226V228L32 229V233H31V241H32V248H33V251H32V253L30 252V253H28L27 255H26V260H27V264H33V263H35V261H37L38 262V264L40 263V264H72V262H70L71 261V256L73 255V261L75 262V263H73V264H106L105 262H107V264H181L180 262H182V263H184V264H232V263H234V261H235V258H236V261H235V263L234 264H242V262H244L245 264H261V263H264L263 262V260H264V232L261 234V233H256V234H253V235H251L252 233H250L247 229H245V228H243V221H246V219H247V214H246V212L245 211H243V210H241V212H240V221L234 226V230L231 228V230L230 231H228L227 232V236L225 235V237L226 238H224V240L223 239H220V240H217V239H213L212 241H210V239H212L211 237L208 239V238H206L205 237V239H203L204 238V236H203V238H202V236H199L198 237V235L200 234H198V232H200L199 231V229L200 228H198L199 227V225L198 224H200V223H203L204 221H205V217H204V213L202 212V210L200 211V210H197L196 211V213H195V215L198 213V215H196V228H194V230L192 231V232H190V236L188 235L187 237H185L184 239H182L181 241H171V240H168L167 239V235H169V231L168 230H170V228H172V226L173 227H176L177 225H178V222L180 221L179 219L180 218H178V220H177V218H176V220L175 221H173V223H171L170 225H169V227L168 226H163V228H162V225L161 224H159L158 222H156V221H154V220H151V218L148 216V213H147V208L145 209V210H141V211H139V213L137 212L138 210H137V208L135 207V204H134V202L133 201H128L127 203V206L126 207H129V210H131V213L132 212H134L133 214L135 215V216H133V214H131V215H128L129 217V219H130V221H131V227H130V229H128V224L127 225H125V227L124 226H114V223H113V221H112V219L111 218H108V219H105L104 220V222L98 217V216H96V214H95V206H94V204L93 203H91L90 205H88V204H86V199H85V201L83 200V198H82V196H83V188L81 187L82 186V181H83V178H82V169H83V166L82 165H85V162H86V160H85V157H84V155H83V153H77V154H72V153H70V154H68ZM74 155V156H73ZM78 155H80V156H78ZM111 155L112 156H114V158H112L111 157ZM118 155H120V156H118ZM123 155H124V157H123ZM131 155V156H130ZM135 155V156H134ZM141 155V156H140ZM142 155H144V157H142ZM225 155V156H224ZM70 156L72 157V159H74L73 161H72V159H70L69 160V158H70ZM145 156H146V158H145ZM82 157V158H81ZM83 157H84V159H83ZM129 157H131V159H130V161L128 162L127 160H126V158H128V160H129ZM133 157V158H132ZM230 158V160H229V162H228V160L227 159H229ZM124 158V159H123ZM136 158H138V159H136ZM142 158V159H141ZM143 158H144V160H143ZM78 159V160H77ZM141 159V160H140ZM84 160V161H83ZM134 160L136 161L135 162V164H134ZM114 161V162H113ZM127 163H126V162ZM138 161V162H137ZM140 161H142L141 163H139ZM79 162V163H78ZM83 162V163H82ZM116 162H118V163H116ZM123 162V163H122ZM131 162V163H130ZM126 163V164H125ZM138 163V164H137ZM66 164V165H65ZM77 165V167L75 166V165ZM78 164H80V166L78 165ZM122 165L121 167L122 168H120V165ZM71 165V166H70ZM117 167H116V166ZM137 165V166H136ZM76 168H75V167ZM133 166H136V167H133ZM68 167V168H69ZM71 168H72V170H71ZM128 168H129V170H128ZM79 169H80V171H81V173H80V171H79ZM125 169H127L126 171L128 172V173H126L125 172ZM75 171V172H74ZM120 171V172H119ZM124 171V172H123ZM77 172V176L79 177V178H75V173ZM123 173V174H122ZM122 174V175H121ZM121 175V176H120ZM106 176H107V178H106ZM117 176V177H116ZM74 177V178H73ZM114 177H115V179H114ZM119 178V179H118ZM76 180V181H75ZM81 180V181H80ZM112 180V181H111ZM104 181V182H103ZM81 182V183H80ZM81 184V185H80ZM80 185V186H79ZM49 188V189H48ZM52 188L49 186V187H46V189H44V191H46V192H44V194H47L46 196L44 195V197H48L49 195H50V193H48L50 190H51ZM68 191H66L65 190V192L64 191H62V190H59L58 191V193L56 194V195H59L60 197H61V199H64V198H68L69 196H70V193L68 194L67 193ZM79 194H78V193ZM65 195L64 197L62 196L63 194ZM224 194H225V196H224ZM228 194V196L230 195L229 194V192H222V195L220 194L219 196H216V198H215V200H216V203H220V202H222V200H224L223 199V197L226 199L227 198V195ZM25 194H23L21 197H23ZM67 195V196H66ZM76 196H79V197H76ZM63 197V198H62ZM218 197V198H217ZM79 199V201H77L78 199ZM220 198V199H219ZM75 199H76V201H75ZM219 202H218V201ZM60 202H62V201H60ZM73 202V203H72ZM78 202V203H77ZM80 202V203H79ZM82 202V203H81ZM84 202V203H83ZM72 203V204H71ZM68 204V205H67ZM71 206H70V205ZM130 204V205H129ZM78 205H79V207H78ZM86 206V208L84 207V206ZM92 205V206H91ZM108 205H110V206H108ZM113 205V203L111 202L110 204H106L105 206H104V209H103V211H105L104 212V214H107V213H111V215L110 214H107L108 216H110V217H112L113 216V212H114V207L112 206ZM132 205H134V206H132ZM113 208H112V207ZM27 207V208H26ZM25 207V209H24V214L26 215V213L27 214H29V212H30V208H29V206H26ZM107 207H108V209H107ZM135 207V208H134ZM75 208V209H74ZM90 210H89V209ZM132 208V209H131ZM134 208V209H133ZM80 209V210H79ZM85 209H87V211L85 210ZM75 210V211H74ZM107 210V211H106ZM94 211V212H93ZM83 212V213H82ZM243 212V214H241ZM74 213H75V215H74ZM82 213V214H81ZM84 213H86V214H84ZM147 213V214H146ZM137 214V215H136ZM200 214H202V216L200 215ZM88 216V217H86V216ZM106 215V216H107ZM242 215L244 216V218L242 217ZM84 216H85V218H84ZM94 216V217H93ZM147 216V217H146ZM68 217V218H67ZM75 217H77V218H75ZM83 217V218H82ZM133 217V218H132ZM135 217H137V218H135ZM203 217V219L201 220V218ZM80 218V219H79ZM93 218H96V220L94 219V220H92ZM100 220H99V219ZM134 218H135V220H134ZM142 218H143V220H142ZM243 218V219H242ZM64 219H66L65 221H64ZM86 219V220H85ZM140 219H141V221H140ZM199 219V220H198ZM99 220V221H98ZM107 220V221H106ZM108 220H110V221H108ZM151 220V221H150ZM243 220V221H242ZM50 221V220H49ZM74 221V222H73ZM77 221V222H76ZM80 221H82V223L80 222ZM96 221V222H95ZM134 221V224L132 223ZM145 222V226H144V223L143 222ZM202 221V222H201ZM51 223H53L52 221H50ZM63 222H65V223H63ZM90 222V223H89ZM91 222H93L92 224H91ZM137 222V223H136ZM141 224H140V223ZM200 222V223H199ZM49 223V222H48ZM79 223H81V225H82V227H83V230H81L82 229V227H81V225L79 224ZM95 223V224H94ZM108 223V224H107ZM143 223V224H142ZM151 223V224H150ZM176 223V224H175ZM74 224V225H73ZM84 224L86 225V226H84ZM87 224H88V226H87ZM90 224V225H89ZM103 224V225H102ZM105 224V225H104ZM106 224H107V226H106ZM111 224V225H110ZM152 224H154L156 227L153 229V231H149V227H150V225H152ZM175 224V225H174ZM94 225V226H93ZM101 225V226H100ZM113 225V226H112ZM140 225H143V226H140ZM240 225V226H239ZM61 226H62V228H61ZM75 226V227H74ZM102 226H103V228H105L106 227V233H104V234H102L101 233V229H102ZM111 226V227H110ZM138 226V227H137ZM194 226V227H195ZM241 226H242V228H243V230H244V232H246V233H243V231H241L240 229H239V227L241 228ZM39 227V228H38ZM67 227V228H66ZM69 227V228H68ZM71 227H72V229H71ZM94 227V228H93ZM108 227H110V228H108ZM115 227V228H114ZM122 229H121V228ZM236 227H237V229H236ZM59 228H61V230L59 229ZM85 228H86V231H85ZM123 228L125 229V230H123ZM162 228V229H161ZM168 228V229H167ZM241 228V229H242ZM41 229V230H40ZM71 231H70V230ZM98 229V230H97ZM115 229V230H114ZM198 229V230H197ZM214 229V225H212V227H211V233H210V235L213 233V230ZM237 230V232H236V230ZM121 230L123 231V232H121ZM81 231H83V232H81ZM103 231V230H102ZM60 232V233H59ZM66 232V233H65ZM75 232V233H74ZM83 234L82 236H84L85 238H86V242L85 241H83V239L85 240V238H83L82 236H81V234ZM87 232V233H86ZM117 232H119V233H117ZM125 232V233H124ZM132 233V234H130V233ZM159 232H162V233H159ZM195 232H197V233H195ZM72 233V234H71ZM95 233V234H94ZM111 233V234H110ZM152 233V234H151ZM156 233H157V235H159V237H157V235H156ZM167 233V234H166ZM195 233V234H194ZM235 235V237H234V235ZM236 233H239V235L238 234H236ZM248 233V234H247ZM37 234H40V236L39 235H37ZM54 234H58V235H54ZM68 234V235H67ZM80 234V235H79ZM99 236H98V235ZM124 235L125 237H126V239H125V237H123L122 238V235ZM148 234V235H147ZM163 234V235H162ZM194 234V235H193ZM89 235V236H88ZM98 236V237H95L94 238V236ZM149 235H150V237H149ZM214 235V234H213ZM212 235V236H213ZM242 235V236H241ZM255 235V236H254ZM261 235V236H260ZM58 236V237H57ZM75 236V237H74ZM80 237V238H77V237ZM105 236V238H102V237H104ZM108 238H107V237ZM130 236V237H129ZM151 236H152V239H151ZM194 236H196V238L194 237ZM229 236H230V238H229ZM259 236V237H258ZM42 237V238H41ZM53 237V238H52ZM155 237V238H154ZM164 237V238H163ZM190 237H191V239H190ZM234 237V238H233ZM242 237V238H241ZM246 237H248V238H246ZM56 238V239H55ZM64 238V239H63ZM91 238H92V240H91ZM94 238V239H93ZM101 238V239H100ZM107 238V239H106ZM157 238V239H156ZM229 238V239H228ZM239 238H241V240L239 239ZM253 238V239H252ZM255 238H257V239H255ZM63 239V240H62ZM68 239V240H67ZM80 239V240H79ZM87 239H89L88 240V242H87ZM112 239V240H111ZM193 239V240H192ZM199 239V240H198ZM203 239V240H202ZM238 240V244L237 243H235V240ZM242 239H244L245 240V242L242 240ZM246 239H247V241H246ZM42 240V241H41ZM70 240V241H69ZM73 240V241H72ZM78 240L80 241V242H78ZM108 242H107V241ZM152 240H154L153 242H152ZM189 240V241H188ZM200 240H202V241H200ZM216 240H217V242H216ZM227 240H229V241H227ZM231 240L233 241V242H231ZM251 240V241H250ZM254 240V241H253ZM257 240V241H256ZM66 241V242H65ZM68 241V242H67ZM150 241V242H149ZM192 241H193V243H195V245H192L193 243H192ZM210 241V242H209ZM219 241V242H218ZM256 241V242H255ZM39 242H42V243H39V245H37ZM45 242V243H44ZM73 242V243H72ZM77 242V243H76ZM113 242V243H112ZM145 242H147L146 244H145ZM151 242H152V244H151ZM169 242V243H168ZM172 242V243H171ZM198 242V244H196ZM206 242H207V244H206ZM216 242V243H215ZM242 242H244V244L242 243ZM251 242V243H250ZM97 243V244H96ZM110 243H112V244H110ZM139 243H141L142 245H140ZM157 243V244H156ZM171 243V244H170ZM183 243H185V244H183ZM215 243V244H214ZM223 243H224V245H223ZM255 243H256V245H255ZM34 244H36V246L34 245ZM115 244V245H114ZM146 246H145V245ZM152 246H151V245ZM156 244V245H155ZM166 244V245H165ZM179 244V245H178ZM181 244H182V246H181ZM200 244V245H199ZM205 244V245H204ZM208 244H210V245H208ZM214 245V246H212V245ZM222 244V245H221ZM225 244H226V246H225ZM230 245L229 247H231L230 249H229V247H228V245ZM246 244V245H245ZM252 244H254V245H252ZM94 245V246H93ZM114 245V246H113ZM129 245V246H128ZM170 245V246H169ZM175 245V247H173V246ZM199 245V246H198ZM202 245V246H201ZM204 245V246H203ZM219 245H220V247H219ZM237 245V246H236ZM249 245V249L247 248L246 249V247ZM45 246V247H44ZM75 246V247H74ZM77 246V247H76ZM86 246V247H85ZM138 246V247H137ZM141 246H144L145 248H142ZM155 246V247H154ZM160 246V247H159ZM170 247V248H168V247ZM208 246H209V248H208ZM213 247V249H212V247ZM223 246L225 247V248H223ZM233 246H235V247H233ZM243 246V247H242ZM253 246V247H252ZM38 248L39 247V249L41 250L42 249V247H43V249L41 250V251H39V249H35V248ZM69 247V248H68ZM72 247V248H71ZM83 247H84V249H83ZM112 247V248H111ZM146 247H148V248H146ZM163 247V248H162ZM165 247V248H164ZM172 247V248H171ZM194 247H196V248H194ZM200 247H202V248H200ZM211 247V248H210ZM255 247V248H254ZM257 247V248H256ZM46 248H48V249H46ZM66 248V249H65ZM79 248H81V249H79ZM127 248V249H126ZM135 248V249H134ZM139 248V249H138ZM140 248H141V250H140ZM192 248H194V250H195V252L192 250ZM216 248H217V251H216ZM222 248V249H221ZM237 248V249H236ZM239 248H240V250H239ZM244 248V249H243ZM35 249V250H34ZM88 249V250H87ZM143 249V250H142ZM145 249H146V251H145ZM155 249V250H154ZM162 249H164V250H162ZM168 249H169V251H170V253L168 254ZM209 250L210 252H208V254H207V251L206 250ZM225 249H228V251L226 252L225 251ZM231 249L233 250V251H231ZM254 249V250H253ZM71 251V253H70V251ZM134 250V252H132ZM244 250H246V251H244ZM48 251V252H47ZM62 251H65L64 253L62 252ZM69 251V252H68ZM73 251V252H72ZM77 251V252H76ZM161 253H160V252ZM193 251V252H192ZM213 251H215V252H213ZM218 251H219V255L217 254L218 253ZM235 251V252H234ZM236 251H237V253H236ZM243 251V252H242ZM51 252V253H50ZM84 252V253H83ZM86 252V253H85ZM87 252H89V253H87ZM104 252L106 253V254H104ZM132 252V253H131ZM187 252H189V255H190V257H189V255H188V253ZM191 252V253H190ZM198 252V253H197ZM199 252H201V254H199ZM204 252V253H203ZM222 252V253H221ZM224 252V253H223ZM234 252V253H233ZM247 252V253H246ZM35 253H36V255L37 256H35ZM70 253V254H69ZM79 253V254H78ZM101 253V254H100ZM134 253H135V255H134ZM138 255H137V254ZM160 253V254H159ZM185 253V254H184ZM193 253H195L196 254V256H193V257H196V258H194L193 259V257H191L192 255H195V254H193ZM210 253H212L211 255H210ZM213 253H216L215 255L213 254ZM233 253V254H232ZM243 253H244V255H243ZM262 253V254H261ZM64 254V255H63ZM67 254V255H66ZM69 254V255H68ZM82 254V255H81ZM132 254V255H131ZM146 254V255H145ZM204 256H203V255ZM228 254V255H227ZM229 254H232V255H229ZM237 254V255H236ZM261 254V255H260ZM34 257H32V256ZM41 257H40V256ZM62 255H63V257H62ZM130 255V256H129ZM184 255H186V256H184ZM188 255V256H187ZM199 255H200V257H199ZM218 257H217V256ZM236 255V256H235ZM239 255V256H238ZM251 257H250V256ZM256 255V256H255ZM30 256V257H29ZM75 256V257H74ZM90 256V257H89ZM93 256V257H92ZM104 256H106V257H104ZM110 257V258H108V257ZM159 256V257H158ZM214 256V257H213ZM229 256V257H228ZM243 256L246 258H243ZM249 256V257H248ZM260 256V257H259ZM32 257V258H31ZM37 257L38 258H40V261L39 260H36L37 259ZM79 257V258H78ZM100 257H102V258H100ZM133 257H135V258H133ZM167 257V258H166ZM186 257H188V258H186ZM208 259H207V258ZM210 257V258H209ZM222 257V258H221ZM227 257V258H226ZM235 257V258H234ZM259 257V258H258ZM85 258V259H84ZM93 259V260H91V259ZM105 258V259H104ZM133 258V259H132ZM186 258V259H185ZM190 258V259H189ZM229 258V259H228ZM237 258H240V259H238L237 260ZM242 258V259H241ZM262 258V259H261ZM43 261H42V260ZM63 259V260H62ZM66 259V260H65ZM68 259V260H67ZM79 259V260H78ZM96 259V261H94ZM142 259H144L143 260V262H142ZM158 259V260H157ZM186 261H185V260ZM203 259V260H202ZM215 259V260H214ZM254 259V260H253ZM259 260V262H258V260ZM30 260V261H29ZM31 260H32V262H31ZM35 260V261H34ZM75 260H77V261H75ZM133 260V261H132ZM134 260H136V262L134 261ZM155 262H154V261ZM157 260V261H156ZM207 260V261H206ZM211 260V261H210ZM240 260V261H239ZM262 260V261H261ZM34 261V262H33ZM42 261V262H41ZM67 261V262H66ZM82 261L84 262V263H82ZM183 261H185V262H183ZM193 261V262H192ZM206 261V262H205ZM253 261V262H252ZM37 262L35 263V264H37ZM44 262V263H43ZM139 262H141V263H139ZM189 262V263H188ZM198 262H200V263H198ZM209 262V263H208ZM223 262V263H222ZM240 262V263H239ZM261 262V263H260ZM243 263V264H244Z\"/></svg>", "mask_w": 264, "mask_h": 264}, {"label": "bare ground", "instance_id": "obj_2", "mask_svg": "<svg viewBox=\"0 0 264 264\" xmlns=\"http://www.w3.org/2000/svg\"><path fill=\"white\" fill-rule=\"evenodd\" d=\"M26 1V3L28 4V2H27V0H25ZM31 1V0H30ZM36 1V0H35ZM38 1V0H37ZM42 1H44V0H42ZM49 1V0H48ZM52 0H50V2H51ZM83 1V0H82ZM90 1V0H89ZM92 1V0H91ZM91 1L89 2V3H91ZM106 2H107V5H106V3H105V6H110V5H108V2H110L111 0H105ZM115 2H114V7H112V8H114V10H116V12L117 13H119V14H121V15H124V17L126 16L127 18H128V21H129V23H130V26L131 27H133L134 29H132V30H135V32H136V34H137V36H136V38L138 39V38H140V39H142V41H143V43L142 44H140V45H147V46H140V47H144L145 49H152V50H158V49H160L162 46H164L165 44H167V43H169V42H172L171 40L174 38V37H176L178 34H181V33H183L184 31H185V33H186V30L185 29H187L186 27H188L187 25L189 24L188 23V20H187V17H185L184 16V14H183V12L181 11V10H179L177 7V5H175V3L177 2V0H176V2H174L173 0H114ZM191 1V0H190ZM220 1V0H219ZM233 1V0H232ZM232 1L231 2H229V3H232ZM245 1V0H244ZM263 1V0H262ZM261 1V2H262ZM19 2H22V0L21 1H19ZM32 2V1H31ZM33 2H34V0H33ZM46 2L47 1H45V4H46ZM55 2V1H54ZM53 2V3H54ZM68 2H69V0H68ZM80 2V1H79ZM85 2V1H84ZM112 2V1H111ZM186 2V1H185ZM202 2V1H201ZM214 2V1H213ZM226 2V1H225ZM224 2V3H225ZM234 2V1H233ZM238 2V1H237ZM240 2H241V0H240ZM240 2H238V3H236L237 5L238 4H240ZM256 2V1H255ZM23 3H24V0H23ZM25 3V4H26ZM35 3V2H34ZM33 3V4H34ZM38 3V2H37ZM48 3V2H47ZM52 3V2H51ZM93 3V2H92ZM91 3V4H92ZM113 3V2H112ZM179 3H180V1H179ZM191 3V2H190ZM189 3V4H190ZM197 3H198V1H197ZM203 3V2H202ZM206 3V2H205ZM223 3V2H222ZM227 3V2H226ZM249 3V2H248ZM32 4V3H31ZM39 4H40V2H39ZM49 4V3H48ZM57 5L59 4L58 2L56 3ZM55 4V5H56ZM61 4V3H60ZM65 4H67V3H65ZM73 4H74V2H73ZM82 4V3H81ZM84 4V3H83ZM94 4H95V1H94ZM93 4V5H94ZM98 4H99V2H98ZM97 4V5H98ZM102 4V3H101ZM100 4V5H101ZM200 4V3H199ZM212 4V3H211ZM228 4V3H227ZM236 4H234L235 6H236ZM262 4V3H261ZM260 4V5H261ZM5 5V0H0V6H4ZM24 5V4H23ZM22 5V6H23ZM41 5H42V2H41ZM77 5H78V3H77ZM77 5H75V7L77 6ZM85 5H87V4H85ZM90 5V4H89ZM96 5V4H95ZM181 5V4H180ZM179 5V6H180ZM202 5V4H201ZM200 5V6H201ZM204 5V4H203ZM230 6L232 5V4H229ZM254 5V4H253ZM26 6V5H25ZM43 6H44V4H43ZM47 6V5H46ZM45 6V7H46ZM49 6H51V5H48L47 7H49ZM66 6V5H65ZM68 6V5H67ZM74 6V5H73ZM103 6V5H102ZM177 6V7H176ZM191 6H192V3H191ZM194 6V5H193ZM195 6H197V4L195 5ZM194 6V7H195ZM199 6V7H200ZM205 6V5H204ZM215 6V5H214ZM225 7H224V10H225V8H226V6L227 5H224ZM230 6H227V7H229V8H231ZM6 7V6H5ZM8 7V6H7ZM10 7V6H9ZM11 7H12V4H11ZM28 7V6H27ZM84 7H87V6H84ZM89 7V6H88ZM92 7V6H91ZM91 7H89V8H91ZM97 7V6H96ZM100 7V6H99ZM183 7V6H182ZM181 7V8H182ZM184 7H185V5H184ZM188 7V6H187ZM194 7H193V9H194ZM210 7H211V5H210ZM213 7V6H212ZM211 7V8H212ZM216 7V6H215ZM220 7V6H219ZM221 7H223L222 5H221ZM220 7V8H221ZM234 7V6H233ZM250 7V6H249ZM252 7V6H251ZM254 7H256V5L254 6ZM258 7V6H257ZM35 8V7H34ZM37 8V7H36ZM38 8H41V7H38ZM60 8L61 7H59V10H60ZM77 8V7H76ZM75 8V9H76ZM82 8V7H81ZM93 8V7H92ZM197 8H198V6H197ZM208 8V7H207ZM210 8V9H211ZM218 9V10H221V9ZM239 8V7H238ZM253 8V7H252ZM1 9V8H0ZM8 9V8H7ZM10 9V8H9ZM27 9V8H26ZM42 9V8H41ZM53 9V8H52ZM55 9V8H54ZM53 9V10H54ZM188 9V8H187ZM203 9H204V7H203ZM214 9V8H213ZM237 9V8H236ZM244 9V8H243ZM242 9V10H243ZM246 9H247V7H246ZM47 10H49V9H47ZM70 10V9H69ZM68 10V11H69ZM85 10V9H84ZM103 10V9H102ZM108 10H110V9H108ZM183 10V9H182ZM195 10V9H194ZM198 10V9H197ZM223 10V9H222ZM227 10H229L228 8H227ZM8 11V10H7ZM6 11V12H7ZM30 11V10H29ZM35 11V10H34ZM63 11V10H62ZM72 11H74V10H72ZM77 11V10H76ZM95 11H96V9H95ZM107 11V10H106ZM110 11H112V10H110ZM110 11H108V12H106V13H110ZM185 11H189V10H186L185 9ZM184 11V12H185ZM193 11V10H192ZM209 11V10H208ZM212 11V10H211ZM244 11H245V9H244ZM249 11V10H248ZM9 12V11H8ZM31 12V11H30ZM46 12H48V11H46ZM52 12V11H51ZM54 12V11H53ZM65 12V11H64ZM80 12V11H79ZM85 12V11H84ZM101 12V11H100ZM194 12V11H193ZM199 12H203V10L202 11H199ZM198 12V13H199ZM206 12V11H205ZM215 12H216V10H215ZM215 12H213L214 14H218L217 12L215 13ZM221 12V11H220ZM228 12V11H227ZM234 12V11H233ZM237 13H238V11H236ZM261 12H262V10H261ZM22 12H19V14H21ZM45 12H43V14H44ZM61 13V12H60ZM74 13V12H73ZM103 13H104V11H103ZM114 13H115V11H114ZM197 12H195V14H196ZM197 13V14H198ZM212 13V12H211ZM210 13V14H211ZM213 13L211 14V16L213 15ZM240 13H241V10H240ZM242 13H243V11H242ZM9 14H10V12H9ZM30 14V13H29ZM32 14V13H31ZM39 14H40V11H39ZM49 14V13H48ZM48 14H46V15H48ZM54 14V13H53ZM78 14V13H77ZM96 14H98L97 12H96ZM116 14V13H115ZM118 14V15H119ZM196 14V15H197ZM204 14V13H203ZM210 14H206L207 16H208V18H209V15ZM225 14V13H224ZM233 14V13H232ZM244 14V13H243ZM247 14H248V12H247ZM255 14V13H254ZM258 14H260V13H258ZM17 15V14H16ZM58 15V14H57ZM61 15V14H60ZM62 15H63V13H62ZM88 15V14H87ZM100 15H101V13H100ZM106 15V14H105ZM189 15V14H188ZM194 15V14H193ZM196 15H194V17L196 18ZM202 15V14H201ZM205 15V14H204ZM206 15L204 16V17H206ZM216 15H213V17L214 16H216ZM230 14H228V16H229ZM235 15V14H234ZM253 15V14H252ZM252 15H250V16H252ZM18 16V15H17ZM80 16V14H78V17ZM83 16H86V15H83ZM91 16V15H90ZM89 16V17H90ZM95 16V15H94ZM107 16V15H106ZM114 16V15H113ZM186 16H187V14H186ZM221 16V15H220ZM222 16H223V14H222ZM244 16V15H243ZM50 17V16H49ZM59 17V16H58ZM62 17H64V16H62ZM62 17H61V19H62ZM68 17H70V15H68ZM77 17V16H76ZM105 17V16H104ZM104 17H102V18H104ZM107 17H110L111 18V16H107ZM106 17V18H107ZM120 18H121V16H119ZM124 17L122 18V19H124ZM212 17V18H213ZM218 17V16H217ZM231 17H233V16H231ZM242 17V16H241ZM22 18H24V17H22ZM54 18H56V17H54ZM67 18V17H66ZM72 18V17H71ZM207 18V17H206ZM230 18V17H229ZM238 18V17H237ZM236 18V19H237ZM248 18V17H247ZM29 19V18H28ZM37 19V18H36ZM79 19V18H78ZM86 19V18H85ZM121 19V20H122ZM225 19V18H224ZM231 19V18H230ZM236 19H234V20H236ZM259 19V18H258ZM261 19V18H260ZM45 20V19H44ZM84 20V19H83ZM82 20V21H83ZM92 20V19H91ZM96 20H97V18H96ZM100 20V19H99ZM107 21L105 18L103 19V21ZM112 22H113V20L112 19H110ZM125 20V19H124ZM190 20H192V19H190ZM207 20V19H206ZM206 20H204V21H206ZM216 19H214L213 21H215ZM245 20V19H244ZM62 21H63V19H62ZM80 21V20H79ZM87 21V20H86ZM98 21V20H97ZM103 21H101L102 23H103ZM118 21V20H117ZM195 21H196V19H195ZM198 21V20H197ZM209 21H211V19H208V22ZM217 21V20H216ZM243 21V20H242ZM59 22H61L60 21V18H59ZM59 22H58V24H59ZM69 22H70V20H69ZM87 22H89V20L87 21ZM91 22V21H90ZM89 22V23H90ZM93 22H94V20H93ZM126 23H127V21H125ZM125 22H122V23H125ZM218 22V21H217ZM222 22V21H221ZM65 23V22H64ZM100 23V21L98 22V24ZM102 23H100V24H102ZM108 23H110V22H108ZM193 23V22H192ZM197 23V22H196ZM196 23H195V26H196ZM216 23V22H215ZM219 23H220V21H219ZM262 23H263V21H262ZM84 24H86V22L84 23ZM92 24H94V23H92ZM105 24H107V23H105ZM117 24H119L120 25V23H117L116 22V25ZM199 24V23H198ZM207 24V23H206ZM211 24V23H210ZM222 24V23H221ZM57 24H55L54 26H56ZM60 25V24H59ZM75 25V23L73 24V26ZM88 25V24H87ZM90 25V24H89ZM113 25H114V23H113ZM122 25V24H121ZM127 25H129L128 23H127ZM203 25H205V24H203ZM202 25V26H203ZM236 25H238V24H236ZM49 26V25H48ZM53 26V27H54ZM78 26H80V25H78ZM85 26V25H84ZM96 26H98L97 24H96ZM102 26H104V25H102ZM107 27H108V25H106ZM125 26V25H124ZM194 26V25H193ZM201 26V27H202ZM208 26V25H207ZM44 27V26H43ZM50 27V26H49ZM56 27H59V26H56ZM64 27V26H63ZM75 27V26H74ZM85 27H87V26H85ZM93 26L91 25V28H92ZM117 27H119L118 25H117ZM189 27H190V25H189ZM211 27H213V25L211 26ZM55 28V27H54ZM76 28H77V26H76ZM75 28V29H76ZM81 28H82V26L80 27V30H81ZM94 29H95V27H93ZM92 28V29H93ZM111 28V27H110ZM121 28V27H120ZM196 28V27H195ZM205 28V27H204ZM218 28H220V27H218ZM41 29V28H40ZM44 29H45V27H44ZM67 29V28H66ZM78 29V28H77ZM193 29V28H192ZM197 29V28H196ZM200 29V28H199ZM208 29V28H207ZM260 29V30H259ZM258 30L261 32V28H259ZM264 29V28H263ZM0 30H2V32H4V33H6V34H8L9 36H12V38L14 37L15 39H17L19 42H18V44L17 45H19V52L18 53H16L15 54V51L13 52L14 54H12L10 51V53L12 54V56L14 55H16V57H15V59L13 60V63H14V69L13 70H11L10 68H8L9 70L7 71V72H9L10 70L12 71H10L11 73V84H12V87H11V89H15L16 90V87H17V85L18 86H22V90H24V88H25V86H27V83H28V79H29V77L31 76V75H29V73L33 70L31 67L29 68L31 71L29 72L28 71V64H27V62H28V60H29V58H30V49H31V47L33 46V45H37V46H39V45H45V46H47L46 48H48V47H51V48H54L55 50H58V51H61V52H63L64 54L66 53V54H68V55H70L69 57H75V58H77V59H79V60H84L86 57H84V55H82V53H81V51H80V49L79 48H77L76 46H73V44L72 43H70V40H71V38H70V40H69V43H67V42H61V41H58V40H56V38L55 37H48L47 35H45V34H43L40 30H39V26L38 25H36V24H34V25H31V23L29 22V21H27L26 19L25 20H23V19H18V18H10V17H4V16H1L0 15ZM46 30H47V28H46ZM45 30V31H46ZM49 30H50V28H49ZM49 30H48V33H49ZM87 30V29H86ZM89 30H91V29H89ZM104 29L103 28H101L100 27V29H98V33H99V38H98V41H102V43H106L108 40H110V41H108V43H110V42H112V43H110V44H112L113 45V40H111L110 39V37H108V36H106V35H108L107 34V32H106V30H105V32H106V34L104 33V31H103ZM108 30H110V29H108ZM123 30V29H122ZM187 30H190V28L189 29H187ZM204 30V29H203ZM211 30H213V28L211 29ZM56 31V30H55ZM61 31H64V30H61ZM60 31V32H61ZM83 31V30H82ZM111 31V30H110ZM126 31V30H125ZM218 31V30H217ZM259 31H258V33H259ZM264 31V30H263ZM51 32V31H50ZM73 33H76V31H72ZM92 32H93V30H92ZM190 32H191V30H190ZM203 32V31H202ZM208 32V31H207ZM229 32V31H228ZM227 32V33H228ZM44 33H46V32H44ZM89 33V32H88ZM121 33H122V31H121ZM130 33H132V32H130ZM195 33V32H194ZM196 33H197V31H196ZM205 33V32H204ZM204 33H201V35L202 34H204ZM50 34V33H49ZM53 34H55V33H53ZM80 34V33H79ZM86 34V33H85ZM96 34H97V32H96ZM112 34V33H111ZM118 34V33H117ZM124 34V36H125V33H123ZM127 34V33H126ZM205 34H207V33H205ZM204 34V35H205ZM210 34V33H209ZM213 34V33H212ZM211 34V35H212ZM0 35H1V31H0ZM68 35H69V33H68ZM87 35V34H86ZM194 35V34H193ZM199 35V34H198ZM208 35V34H207ZM61 36V35H60ZM75 36V35H74ZM82 36V35H81ZM85 36V35H84ZM93 36V35H92ZM91 36V37H92ZM112 36H113V34H112ZM118 36H119V34H118ZM123 35H121V37H122ZM220 36V35H219ZM224 36V35H223ZM243 36V35H242ZM249 36V35H248ZM257 36V35H256ZM77 38H78V36H76ZM86 37V36H85ZM98 37V35L96 36V38ZM117 37V36H116ZM115 37V38H116ZM120 37V38H121ZM131 37V36H130ZM196 37V36H195ZM198 37H201V36H198ZM198 37H196V38H198ZM207 37V36H206ZM221 37V36H220ZM239 36H237V38H238ZM250 37V36H249ZM252 37V36H251ZM264 37V36H263ZM3 38V37H2ZM88 38H89V36H88ZM191 38V37H190ZM218 38V37H217ZM68 39V38H67ZM89 39H91V38H89ZM88 39V40H89ZM113 39V38H112ZM119 39V37L117 38V40ZM127 39V38H126ZM193 39V38H192ZM199 39H201V38H199ZM210 39V38H209ZM220 39V38H219ZM251 39V38H250ZM264 39V38H263ZM263 39H259L260 40V42L261 41H263ZM2 40V39H1ZM6 40V39H5ZM8 40V39H7ZM62 40H64V37H63V39ZM76 40H78L79 41V38L78 39H76ZM92 40V39H91ZM121 40H123V37H122V39ZM184 40V39H183ZM194 40H195V38H194ZM239 40V39H238ZM241 40H242V38H241ZM245 40H247V38H245ZM13 41V40H12ZM83 41V40H82ZM93 41V40H92ZM94 41H95V39H94ZM185 41V40H184ZM186 41H189L188 39H186ZM197 41V40H196ZM201 40H199V43H201L202 44V41L200 42ZM212 41V40H211ZM217 41V40H216ZM226 41V40H225ZM234 41V40H233ZM236 41H237V39H236ZM235 41V42H236ZM244 41V40H243ZM7 42V41H6ZM9 42V41H8ZM72 42H73V40H72ZM75 42V41H74ZM80 42V41H79ZM116 42H118L117 44H119V41H116ZM121 43L120 44H122V41H120ZM129 42H136V43H138V41H134L133 39H129L128 38V40L126 41V42H124V44H122V45H124V47H129L128 45H129ZM140 42V41H139ZM192 42H193V40H192ZM195 42V41H194ZM193 42V43H194ZM204 42H206L205 40H204ZM246 44H247V42L246 41H244ZM264 42V41H263ZM0 43H1V41H0ZM10 43V42H9ZM8 43V44H9ZM76 43V42H75ZM100 43V42H99ZM191 43V42H190ZM243 43V42H242ZM242 43H239L238 44V42H237V44L238 45H242ZM250 43V42H249ZM258 43V42H257ZM78 44V43H77ZM82 44V43H81ZM85 44V43H84ZM87 44V43H86ZM85 44V45H86ZM117 44H115V45H117ZM198 44V43H197ZM206 44V43H205ZM208 44V46H209V44L210 43H207ZM236 44V43H235ZM251 44V43H250ZM258 44H260V43H258ZM75 45V44H74ZM80 44H78V46H79ZM84 45V46H85ZM89 46H90V44H88ZM93 45H96L95 43L93 44ZM101 45V44H100ZM99 45V46H100ZM114 45V47H115V49H116V51H117V46H115ZM122 45H120V46H122ZM191 45H194V44H191ZM200 45V44H199ZM199 45H197V46H199ZM203 45V44H202ZM213 44H212V42H211V45H210V47H213V48H215L214 47V45L212 46ZM231 45H232V43H231ZM3 46H4V44H3ZM14 46H16V45H14ZM81 46V45H80ZM87 46V45H86ZM102 46V45H101ZM183 46H185V45H183ZM190 46V45H189ZM188 46V47H189ZM208 46H207V48H208ZM234 46V45H233ZM245 46V45H244ZM247 46V45H246ZM254 46V45H253ZM5 47V46H4ZM40 47V46H39ZM43 48H44V46H42ZM91 47V46H90ZM97 47H98V45H97ZM139 47V48H140ZM174 47V46H173ZM190 47H192V46H190ZM209 47V48H210ZM218 47H220V46H218ZM218 47H217V49H218ZM228 47V50H230L229 49V46H227ZM231 47V46H230ZM255 47V46H254ZM144 48L143 49H138V48H134V49H137V50H144ZM166 48H169V47H166ZM184 48V47H183ZM186 48V47H185ZM194 48V47H193ZM196 48V47H195ZM246 48V47H245ZM1 49V48H0ZM2 49H3V47H2ZM9 49V48H8ZM34 49V48H33ZM85 49V48H84ZM130 49V48H129ZM165 49V48H164ZM188 49V48H187ZM191 49V48H190ZM198 49V48H197ZM202 49V47L200 48V51H205V50H208V49H206L205 48V50H201ZM233 49H234V47H233ZM237 49V48H236ZM249 49H250V47H249ZM14 50V49H13ZM17 50V49H16ZM37 50V52H38V49H36ZM35 49L34 50H32V53H33V51H36ZM42 49L40 48V50L39 51H41ZM50 50V49H49ZM102 50V49H101ZM119 50V49H118ZM122 50V49H121ZM132 50H133V48H132ZM161 50H163L162 48H161ZM174 50V49H173ZM181 50V49H180ZM231 50H232V48H231ZM235 50V49H234ZM233 50V51H234ZM243 50H244V52H245V49L243 48ZM242 49H241V51L240 52H242L243 51ZM246 50H247V48H246ZM5 51V50H4ZM3 51V52H4ZM18 51V50H17ZM42 51H46V50H42ZM86 51H87V49H86ZM85 51V52H86ZM99 51V50H98ZM102 51H104V50H102ZM124 51V50H123ZM185 51V50H184ZM196 51H198V50H196ZM227 51V50H226ZM51 52V51H50ZM118 52H120V51H118ZM117 52V53H118ZM125 52H127V51H125ZM129 52H130V50H129ZM129 52L127 53V54H129ZM173 52V51H172ZM171 52V53H172ZM177 52V51H176ZM185 52H188V51H185ZM189 52H190V50H189ZM211 52V51H210ZM223 52V51H222ZM42 53V52H41ZM53 53H55V52H53ZM57 53V52H56ZM63 53H62V55H63ZM92 53V52H91ZM95 53H96V51H95ZM98 53V52H97ZM101 53V52H100ZM122 53V52H121ZM131 53V52H130ZM159 53V52H158ZM168 53H170L169 51H168ZM178 53V52H177ZM181 54H182V52H180ZM191 53V52H190ZM192 53H194V52H192ZM192 53H191V55H192ZM220 53V52H219ZM229 53V52H228ZM230 53H231V51H230ZM229 53V54H230ZM234 53H236V52H234ZM247 53V52H246ZM8 54V53H7ZM108 54H110V53H108ZM140 54H142V55H144L143 53H140ZM140 54H137L138 56L140 55ZM146 54H147V52H146ZM149 54V53H148ZM183 54H185V53H183ZM182 54V55H183ZM211 54V53H210ZM233 54V53H232ZM242 54H243V52H242ZM250 54V53H249ZM251 54L253 55L254 53H252L251 52ZM1 55V54H0ZM42 55V54H41ZM51 55H52V53H51ZM68 55L66 56V57H68ZM86 55V54H85ZM92 55V54H91ZM94 55V54H93ZM96 55V54H95ZM95 55H94V57H95ZM118 55V54H117ZM133 55L135 56V54L133 53ZM133 55H131V56H133ZM169 55V54H168ZM174 55V54H173ZM173 55L171 56V57H173ZM199 55V54H198ZM204 55H207L206 53L204 54ZM216 55V54H215ZM255 55V54H254ZM8 56H10L9 54H8ZM50 56V55H49ZM54 56V55H53ZM59 56V55H58ZM64 56V55H63ZM101 55H99V57H100ZM106 56V55H105ZM114 56H116V55H114ZM119 56H121V55H119ZM122 56H126V55H124V54H122ZM121 56V57H122ZM148 55H146V57H147ZM151 56V55H150ZM188 56H190L189 54H188ZM194 56V55H193ZM192 56V57H193ZM209 56V53H208V55H207V57ZM212 56H214V54L212 55ZM212 56H210V58L212 57ZM222 56V59L224 58L223 57V55H221ZM233 56H235L234 54H233ZM237 56V55H236ZM243 56V55H242ZM33 57V56H32ZM38 57V56H37ZM60 57H62V56H60ZM65 57V56H64ZM65 57V58H66ZM93 57V56H92ZM112 57V56H111ZM111 57H110V59H111ZM128 57V56H127ZM145 57V56H144ZM170 57V56H169ZM170 57V58H171ZM204 57H206V56H204ZM237 57H241V56H237ZM236 57V58H237ZM91 58V57H90ZM90 58H88V59H90ZM96 58V57H95ZM105 58V57H104ZM107 58V57H106ZM117 58V57H116ZM118 58H120V57H118ZM118 58H117V60H118ZM123 58V57H122ZM129 58V57H128ZM151 58V57H150ZM159 58V57H158ZM170 58H168V59H170ZM182 58V57H181ZM213 58V57H212ZM219 58V57H218ZM242 58V57H241ZM247 58H249V57H247ZM254 57H252L251 59H253ZM1 59V58H0ZM11 59V58H10ZM46 59H48V57L46 58ZM46 59H44L43 61H45ZM53 59V58H52ZM56 59V58H55ZM54 59V60H55ZM99 59H101V58H99ZM98 59V60H99ZM126 59V58H125ZM132 59V58H131ZM140 59V58H139ZM142 59V58H141ZM155 59V58H154ZM160 59V58H159ZM162 59V58H161ZM201 59H202V57H201ZM2 60V59H1ZM33 60H34V57H33ZM39 60H41V59H39ZM61 60V59H60ZM63 60H64V58H63ZM76 60V59H75ZM101 60H103V59H101ZM105 60V59H104ZM114 60H115V58H114ZM116 60V61H117ZM123 60H124V58H123ZM128 59H126V61H127ZM136 60V59H135ZM171 60V59H170ZM207 60V59H206ZM213 60H217V58L215 59V58H213ZM9 60L8 59H6V62L7 63H9V62H11L12 63V59L8 62ZM34 61H36V60H34ZM34 61H32V62H34ZM53 61V60H52ZM108 61H110V60H108ZM120 61V60H119ZM125 61V60H124ZM184 61V60H183ZM209 61H210V59H209ZM220 61V58H219V60L217 61V63ZM231 61V60H230ZM236 61V60H235ZM251 61V60H250ZM259 61V60H258ZM264 61V60H263ZM4 62V61H3ZM51 62V61H50ZM61 61H59V63H60ZM72 62H74V61H72ZM72 62H70V64L72 63ZM87 62V61H86ZM114 62V61H113ZM142 62V61H141ZM140 62V63H141ZM165 62V61H164ZM164 62H162V63H164ZM168 61H166L165 63H167ZM188 62V61H187ZM186 62V63H187ZM204 62V61H203ZM222 62V61H221ZM232 62V61H231ZM238 62V61H237ZM10 63V64H11ZM13 63L11 64L12 66H13ZM47 63V62H46ZM58 63V64H59ZM65 63V62H64ZM63 63V64H64ZM76 63V62H75ZM85 63V62H84ZM88 63H90V62H88ZM117 63V62H116ZM119 63V62H118ZM120 63H122V62H120ZM152 63V62H151ZM153 63H155L154 61H153ZM184 63H185V61H184ZM185 63V64H186ZM191 63H192V61H191ZM205 63V62H204ZM251 63H254L253 61H251ZM1 64V63H0ZM6 64V63H5ZM32 64V63H31ZM37 64V63H36ZM55 64H57V63H55ZM57 64V65H58ZM143 64V63H142ZM147 64V63H146ZM149 64V63H148ZM147 64V65H148ZM156 65H157V63H155ZM185 64H183V65H185ZM203 64V63H202ZM234 64V63H233ZM239 65H241L240 63H238ZM256 63H254V65H255ZM260 64V63H259ZM7 65V64H6ZM5 65V66H6ZM54 65V64H53ZM122 65V64H121ZM139 65V64H138ZM144 65H145V62H144ZM177 65V64H176ZM181 65V64H180ZM200 65V64H199ZM209 65V64H208ZM227 65V64H226ZM8 66H9V64H8ZM46 66H47V64H46ZM56 66V65H55ZM65 66V65H64ZM63 66V67H64ZM67 66L69 67V65L67 64ZM66 66V67H67ZM71 66V65H70ZM124 66H126L125 64H124ZM140 66H141V64H140ZM140 66H138V67H140ZM146 66V65H145ZM152 66H154L153 64H152ZM187 66H189L188 65V63H187ZM202 67H203V65H201ZM210 66V65H209ZM225 66V65H224ZM223 66V67H224ZM245 66V65H244ZM243 66V67H244ZM247 66H248V63H247ZM251 66V65H250ZM253 66V65H252ZM7 67V66H6ZM35 67H37V66H35ZM48 67H50V65L48 66ZM66 67H64V68H66ZM67 67V68H68ZM82 67V66H81ZM87 67V66H86ZM85 67V68H86ZM99 67H101L100 65H99ZM127 67V66H126ZM137 67V68H138ZM199 67V66H198ZM235 67H236V65H235ZM246 67V66H245ZM257 67H260V66H256V68ZM0 68H1V65H0ZM45 68H47V67H45ZM59 68H61V67H59ZM58 68V69H59ZM66 68V70H68ZM82 68H84V67H82ZM98 68V67H97ZM114 68V67H113ZM118 68H120V67H118ZM132 68V67H131ZM136 68V67H135ZM136 68V69H137ZM179 68V67H178ZM191 68H193V67H191V66H189V69L188 68H186L187 70H186V73H187V71H189L190 72V70H191ZM215 68V67H214ZM218 68V65H217V67L215 68V69H217ZM255 67L253 68V69H256ZM106 69V68H105ZM108 69V68H107ZM106 69V70H107ZM125 69H127V68H125ZM156 68H153V70H155ZM204 69V68H203ZM198 70V71H203L204 72V70ZM218 69H221L220 68V66H219V68ZM224 69V68H223ZM223 69H221V70H223ZM228 69V68H227ZM227 69L225 70V71H227ZM51 70V69H50ZM52 70H53V68H52ZM71 70V69H70ZM82 70V69H81ZM111 71H114V69L112 70V69H110ZM123 70V69H122ZM138 70H140V69H138ZM160 70V69H159ZM158 70V71H159ZM193 70V69H192ZM220 70V71H221ZM229 70H231L232 72H233V70L232 69H229ZM259 70H260V68H259ZM258 70V71H259ZM35 71V70H34ZM36 71H38V70H36ZM71 71H73V70H71ZM83 71V70H82ZM85 71V70H84ZM130 71V70H129ZM131 71H132V69H131ZM196 70L194 69L193 70V72H195ZM206 72H207V69L205 70ZM209 71H212V69L210 70V68H209ZM254 71H257V70H254ZM253 71V72H254ZM29 72V73H28ZM45 72V71H44ZM52 72V71H51ZM64 72H65V70H64ZM86 72H88V71H86ZM133 72V71H132ZM155 72V71H154ZM157 72V71H156ZM184 72V71H183ZM205 72V73H206ZM42 73V72H41ZM58 73V72H57ZM56 73V74H57ZM90 73V72H89ZM113 73V72H112ZM122 73H124L125 75H126V79L127 78H129L128 76L130 75V77H131V74L133 75V73H131L130 74V72H126V70L124 71V72H122ZM160 73H162L161 72V70H160ZM153 74L152 75V77L150 76V78H151V81H152V83H155V84H157L158 83V85L159 86H157V87H159V89H160V91L158 92V94H159V97L158 98H160V100H161V102H162V104L161 105H163V107H164V109L166 110V112H168L169 113V119L171 118L172 120V124H173V122L174 121H179L178 119H179V114L177 113V107H175L176 105H174V103H175V98L178 96L177 94L175 95L174 94V86H176V85H174V83L172 82V81H170L169 80V78L167 77L168 75H166L165 73L164 74ZM185 73V74H186ZM191 73V72H190ZM205 73L202 75L203 77H206V76H204L205 75ZM231 73V72H230ZM229 72H228V74H230ZM6 74V73H5ZM9 74V73H8ZM9 74V75H10ZM31 74H32V72H31ZM43 74V73H42ZM45 74V73H44ZM43 74V75H44ZM49 74V73H48ZM51 74V73H50ZM61 74V73H60ZM75 74V73H74ZM84 74V73H83ZM92 74V73H91ZM107 74V73H106ZM108 74H111V72H108ZM135 74V73H134ZM194 74H196V73H191V75H194ZM198 74H199V72H198ZM215 74V73H214ZM218 74H219V72H218ZM224 75H225V73H223ZM239 74V73H238ZM261 74H263L264 75V72L263 73H261ZM81 75H82V72H81ZM87 75V74H86ZM113 75H115V72H114V74ZM212 75V74H211ZM216 75H217V72H216ZM230 75H232V73L230 74ZM252 75V74H251ZM76 76V75H75ZM83 76V75H82ZM111 76V75H110ZM116 76V75H115ZM114 76V77H115ZM136 76V74L134 75V77ZM187 76H189L188 74H187ZM202 76L200 75V77L202 78ZM221 76V75H220ZM45 77V76H44ZM47 77H49V76H47ZM47 77H45V78H47ZM89 77V76H88ZM147 77H148V75H147ZM239 77V76H238ZM252 77H254V76H252ZM37 78V77H36ZM35 78V79H36ZM56 78V77H55ZM54 78V79H55ZM106 78V77H105ZM108 78V77H107ZM116 78V77H115ZM132 78V77H131ZM189 78H190V76H189ZM260 78V77H259ZM30 79H32V78H30ZM39 79V78H38ZM42 79H43V77H42ZM83 79H84V77H83ZM103 80H104V78H102ZM191 79H192V76H191ZM213 79V78H212ZM212 79H211V81H212ZM241 79V78H240ZM257 79V78H256ZM49 80H50V78H49ZM59 80H60V78H59ZM62 80V79H61ZM69 80V79H68ZM102 80V81H103ZM113 80V79H112ZM117 80H119V82L121 83V74L120 75H118V78H117ZM144 80V79H143ZM181 81H182V79H180ZM190 80V79H189ZM205 80V79H204ZM207 80V79H206ZM214 80V79H213ZM216 80V79H215ZM224 80V79H223ZM231 81H232V79H230ZM43 82L45 81L44 79L42 80ZM67 81V80H66ZM83 80H81V82H82ZM86 81V80H85ZM89 81V80H88ZM207 81H209V80H207ZM256 81V80H255ZM42 82V83H43ZM48 82V81H47ZM69 82H70V80H69ZM68 82V83H69ZM84 82V81H83ZM82 82V83H83ZM108 82H110V81H108ZM202 82V81H201ZM215 82V81H214ZM218 82H221V81H218ZM218 82H215L216 84L218 83ZM224 82V81H223ZM253 82H254V80H253ZM6 83V82H5ZM55 83V82H54ZM60 83V82H59ZM78 83V82H77ZM86 83V82H85ZM98 83V82H97ZM194 83V80H193V82H192V84ZM203 83V82H202ZM213 83V82H212ZM211 83V84H212ZM231 83V82H230ZM244 83V82H243ZM248 84H250L251 83V81L249 80V82H247ZM247 83H246V86H247ZM257 83V82H256ZM7 84H8V82H7ZM11 84H10V86H11ZM33 83H31V85H32ZM40 84H41V82H40ZM45 84V83H44ZM49 84V83H48ZM57 84V83H56ZM107 84V83H106ZM148 84V83H147ZM183 84V83H182ZM187 84V83H186ZM208 84H209V82H208ZM215 84V85H216ZM223 84V83H222ZM235 84V83H234ZM253 84V83H252ZM259 84V83H258ZM263 84V83H262ZM31 85H29L30 87H31ZM42 85V84H41ZM46 86H48L47 84H45ZM66 85V84H65ZM78 85V84H77ZM98 85V84H97ZM174 85V86H173ZM204 85H205V83H204ZM218 85V84H217ZM217 85L215 86V87H217ZM236 85H239L238 83L236 84ZM245 85V84H244ZM253 85H255V83L253 84ZM7 86V85H6ZM9 86V87H10ZM55 86V85H54ZM86 86H88V83H87V85H85V87ZM124 86V85H123ZM148 86H150V85H148ZM181 86V85H180ZM200 86V85H199ZM203 86V85H202ZM206 86V85H205ZM221 85H219V87H220ZM223 86H225L224 84L222 85V87ZM230 86V85H229ZM260 86V85H259ZM263 87H264V85H262ZM14 87V88H13ZM44 87V86H43ZM43 87H41L40 89L42 90V88ZM95 87V86H94ZM99 87H101V86H99ZM120 87V86H119ZM118 87V88H119ZM143 87V86H142ZM184 87V86H183ZM182 87V88H183ZM207 87V86H206ZM213 87V86H212ZM222 87H220V88H222ZM242 86H240V88H241ZM249 87L251 88V85H249ZM255 87H257V86H255ZM51 88V87H50ZM62 88V90H63V87H61ZM83 88V87H82ZM93 88V87H92ZM112 88V87H111ZM123 88H125V87H123ZM245 88V87H244ZM259 88V87H258ZM257 88V89H258ZM5 89V88H4ZM19 89H20V87H19ZM43 89H45V88H43ZM122 89V88H121ZM128 89H130V88H128ZM179 89H181V87H179ZM188 89H191L190 88V84H189V88ZM210 89V88H209ZM208 89V90H209ZM213 89H214V87H213ZM215 89H217V88H215ZM223 89H226V87L224 88L223 87ZM242 89V88H241ZM247 89V88H246ZM252 89H254V88H252ZM260 89V88H259ZM262 89V88H261ZM264 89V88H263ZM41 90H40V96H41ZM46 90H49V88L48 89H46ZM95 90V89H94ZM98 90H100V89H98ZM111 90V89H110ZM116 90V89H115ZM125 90V89H124ZM155 91L157 90V88L156 89H154ZM185 90V89H184ZM211 90V89H210ZM217 90H219V89H217ZM232 90H233V88H232ZM245 90V89H244ZM18 91V90H17ZM34 91V90H33ZM39 91V90H38ZM37 91V92H38ZM56 91V90H55ZM55 91H53V92H55ZM60 91V90H59ZM84 91H85V89H84ZM105 91V90H104ZM119 91V90H118ZM158 91V90H157ZM156 91V92H157ZM186 91H187V89H186ZM185 91V93H187ZM194 91V90H193ZM215 91V90H214ZM220 91H223V90H220ZM264 91V90H263ZM8 92H11V91H9L8 90ZM57 92V91H56ZM107 92V91H106ZM112 92V91H111ZM128 92H129V90H128ZM189 92V91H188ZM211 92V91H210ZM218 92V94L220 93L219 91H217ZM216 92V93H217ZM229 92V91H228ZM238 92V91H237ZM250 92H252V91H250ZM24 93H27V92H25V91H21V93H20V99H18V96L16 95V99H18V101H19V103L20 102H22V104H24V105H26V98H25V95H24ZM43 93H44V91H43ZM46 93V92H45ZM47 93H48V91H47ZM114 93V92H113ZM127 93V92H126ZM138 93V92H137ZM155 93V92H154ZM153 93V94H154ZM190 93V92H189ZM195 93V92H194ZM201 93V92H200ZM248 93H249V91H248ZM254 93H256V92H254ZM254 93H251V94H254ZM258 93H259V91H258ZM4 94H6V93H4ZM32 94V93H31ZM72 96H71V100H72V102H73V104H78L80 101H81V97H80V90L78 89V87H74V89H73V91H72ZM82 94V93H81ZM89 94H91V90H90V93ZM95 94V93H94ZM125 94V93H124ZM132 93H129V96L131 95ZM181 94V93H180ZM211 94H214V92L212 93L211 92ZM217 94V95H218ZM221 94V93H220ZM238 94V93H237ZM257 94V93H256ZM15 95V94H14ZM29 95V94H28ZM33 95V94H32ZM88 95V94H87ZM99 95V94H98ZM111 95V94H110ZM126 95V94H125ZM124 95V96H125ZM133 95V94H132ZM142 95V94H141ZM151 95V94H150ZM185 95V94H184ZM191 95H193V94H191ZM200 95V94H199ZM206 96H207V94H205ZM205 95H204V97H205ZM230 95H232V94H230ZM241 95V94H240ZM263 95V94H262ZM116 96H118V94L116 95ZM115 96V97H116ZM155 96V95H154ZM176 96V97H175ZM181 96V95H180ZM186 96H188V94L186 95ZM186 96H184V97H186ZM211 96H213V95H211ZM214 96H215V94H214ZM242 96V95H241ZM258 96V95H257ZM12 96H10L9 98H11ZM14 97V96H13ZM30 97V96H29ZM39 97V96H38ZM51 97V96H50ZM61 97V96H60ZM128 97V96H127ZM146 97H148L147 96V94H146ZM157 96H155V98H156ZM183 97V96H182ZM232 97V96H231ZM236 97V96H235ZM239 97V96H238ZM259 97V96H258ZM30 98H32V97H30ZM55 98V97H54ZM69 98V97H68ZM91 98H92V94H91ZM96 98V97H95ZM98 98V97H97ZM96 98V99H97ZM112 98H113V95H112ZM125 98V97H124ZM137 98V97H136ZM151 98H153L154 99V97H151ZM189 98H191L190 96H189ZM192 98H193V96H192ZM192 98H191V100H192ZM194 98H196L195 96H194ZM200 98V97H199ZM253 99H254V97H252ZM261 98H262V96H261ZM8 99V98H7ZM6 99V100H7ZM40 99V98H39ZM58 99V98H57ZM138 99V98H137ZM142 99H143V97H142ZM141 99V100H142ZM178 99H180V98H178ZM177 99V100H178ZM186 98H184L183 100H185ZM240 99V98H239ZM247 99V98H246ZM245 99V100H246ZM10 100V99H9ZM46 100V99H45ZM52 100V99H51ZM111 100V99H110ZM125 100V99H124ZM140 100V99H139ZM140 100V102H143V101H141ZM183 100L181 101V99L180 100H178V101H180V102H182L183 103ZM252 100V99H251ZM250 100V101H251ZM264 100V99H263ZM262 100V101H263ZM3 101H5V99L4 100H2L1 102H3ZM11 101V100H10ZM14 101V100H13ZM87 101V100H86ZM91 101V100H90ZM116 101V100H115ZM125 101H127V98H126V100ZM129 101V100H128ZM134 101V100H133ZM145 101V100H144ZM150 101V100H149ZM156 101H157V99H156ZM177 101V102H178ZM187 101V100H186ZM189 101V100H188ZM194 101H195V99H194ZM12 102V101H11ZM28 102V101H27ZM42 102V101H41ZM40 101H39V103H41ZM89 102V101H88ZM111 102V101H110ZM118 102H120L119 104H117V105H122L123 103H121V101H118ZM118 102H116V103H118ZM136 102V101H135ZM151 102V101H150ZM154 102H155V100H154ZM176 102V103H177ZM196 102V101H195ZM198 102V101H197ZM196 102V103H197ZM233 102V101H232ZM240 102V101H239ZM253 102V101H252ZM264 102V101H263ZM18 103V102H17ZM54 104H53V107L55 106V102H53ZM56 103H58V100H57V102ZM67 103V102H66ZM70 102L68 101V103L67 104H69ZM106 103V102H105ZM104 103V104H105ZM127 103V102H126ZM126 103H125V105H126ZM131 103H132V101H131ZM147 103H149V102H147ZM146 102H145V104L146 105H148ZM236 103V102H235ZM249 103V102H248ZM255 103V102H254ZM259 103V102H258ZM3 104V103H2ZM32 104V103H31ZM43 104V103H42ZM64 104H65V102H64ZM72 104V105H73ZM150 104V103H149ZM200 104H201V102H200ZM205 104V103H204ZM256 104V103H255ZM254 104V106L256 107V105ZM260 104V103H259ZM19 105V104H18ZM23 105V106H24ZM36 105V104H35ZM80 105V104H79ZM98 105V104H97ZM114 105V104H113ZM112 105V106H113ZM116 105V104H115ZM120 105V106H121ZM145 105V106H146ZM154 105H155V103H154ZM156 105H157V102H156ZM188 105V104H187ZM194 105H196V104H194ZM199 105V104H198ZM232 105H234V104H232ZM239 105H240V103H239ZM0 106H1V104H0ZM7 106V105H6ZM5 106V107H6ZM22 105L20 106L21 108L23 107ZM44 106H45V104H44ZM47 106H48V104H47ZM84 106V105H83ZM108 106V105H107ZM106 105H105V107H107ZM127 106V105H126ZM144 106V107H145ZM152 106V105H151ZM158 106H160V104L158 105ZM178 106V105H177ZM181 106V105H180ZM186 106V105H185ZM197 106V105H196ZM195 106V107H196ZM202 106V105H201ZM201 106H200V108H201ZM260 106V105H259ZM263 106H264V104H263ZM10 107V106H9ZM25 107H28V104H27V106H25ZM64 107H65V105H64ZM72 107V106H71ZM74 107L75 106H73V109H74ZM104 107V108H105ZM111 107V106H110ZM119 107V106H118ZM128 107V106H127ZM133 107H134V103H133ZM136 107H138V106H136ZM150 107V106H149ZM149 107H148V109H149ZM153 107H155V106H153ZM157 107V106H156ZM155 107V108H156ZM187 107V108H186ZM186 107H184L185 109H189V107L190 106H186ZM237 107V106H236ZM258 107V106H257ZM6 108H8V106L6 107ZM12 108V107H11ZM10 108V109H11ZM15 108V107H14ZM52 108V107H51ZM60 108H62V107H60ZM68 108H69V106H68ZM90 108V107H89ZM130 108H132V107H130ZM191 108V107H190ZM241 108H243V107H241ZM252 108H253V106H252ZM263 108V107H262ZM26 109V108H25ZM24 108H23V111L25 110ZM50 109V108H49ZM63 109V108H62ZM106 110H107V108H105ZM114 109H116V108H114ZM121 109V108H120ZM119 109V110H120ZM123 109H125L124 107H123ZM146 109H147V107H146ZM159 109V108H158ZM183 109V108H182ZM185 109H184V111H185ZM193 109V108H192ZM197 110H198V108H196ZM208 109V108H207ZM244 109V108H243ZM255 109V108H254ZM3 110V109H2ZM28 109H26V111H27ZM63 110H65V109H63ZM68 110H70V109H67V111ZM75 110H77V109H75ZM97 110V109H96ZM110 110H112V109H110ZM110 110H108V111H110ZM119 110H116L115 112H120ZM126 110V109H125ZM146 111V110H144L143 109V106H142V108H141V111ZM150 110V109H149ZM153 111H154V108L152 109ZM157 110V109H156ZM160 110V109H159ZM163 110V109H162ZM190 110V109H189ZM235 110V109H234ZM241 110V109H240ZM240 110H237V111H240ZM260 110V109H259ZM11 111V110H10ZM53 111V110H52ZM58 111H61V109L60 110H58ZM81 111V110H80ZM98 111V110H97ZM107 111V112H108ZM132 111V110H131ZM151 111V110H150ZM188 111V110H187ZM200 111H201V109H200ZM242 111H244V110H242ZM254 111V110H253ZM252 111V112H253ZM28 112V111H27ZM38 112H40V110H38ZM37 111H36V113H38ZM47 113H49L50 114V112H48V111H46ZM45 112V113H46ZM114 112V113H115ZM122 112H124V111H122ZM152 112V111H151ZM150 112V113H151ZM164 112V111H163ZM192 112V111H191ZM190 112V113H191ZM197 112V111H196ZM196 112H193V113H196ZM207 112H208V110H207ZM236 112V111H235ZM248 112V111H247ZM261 112V111H260ZM259 112V113H260ZM10 113V112H9ZM8 113V114H9ZM16 113V112H15ZM19 113V112H18ZM26 113V112H25ZM25 113H24V115H25ZM71 113H73V111H71ZM76 113H79V112H76ZM100 113V112H99ZM127 113V112H126ZM134 112H132V114H133ZM147 113V112H146ZM145 113V114H146ZM154 113V112H153ZM155 113H156V111H155ZM167 113V114H168ZM186 113V112H185ZM188 113V112H187ZM189 113V114H190ZM237 113V112H236ZM243 113V112H242ZM262 113V112H261ZM260 113V114H261ZM5 114V113H4ZM7 114V115H8ZM27 114V113H26ZM34 114V113H33ZM44 114V113H43ZM42 114V116H41V118L42 117H44V115ZM51 114H52V112H51ZM50 114V115H51ZM63 114V113H62ZM106 114V113H105ZM108 114H110V112H108ZM117 114V113H116ZM116 114H115V116H116ZM122 114V113H121ZM160 113H156L155 115H159ZM165 114V113H164ZM198 114H199V112H198ZM202 114V113H201ZM205 114V113H204ZM239 114V113H238ZM237 114V115H238ZM248 114V113H247ZM246 114V115H247ZM263 114V113H262ZM261 114V115H262ZM1 115V114H0ZM11 115V114H10ZM29 115H31L30 113H29ZM36 115V114H35ZM49 115V116H50ZM77 115V114H76ZM128 114H126V117H128L127 116ZM134 115V114H133ZM139 115V114H138ZM142 116L140 117V115H139V121L140 122H142L141 121V119L143 120L144 118H143V114H141ZM148 115V114H147ZM146 115V116H147ZM151 115V114H150ZM153 115V114H152ZM151 115V116H152ZM196 115H197V113H196ZM240 115V114H239ZM246 115H242L243 117H245ZM249 115V114H248ZM254 115V114H253ZM5 116V115H4ZM21 116V115H20ZM26 116V115H25ZM53 116V115H52ZM59 116V115H58ZM71 116L73 117V115L71 114ZM71 116H69V117H71ZM74 116H75V114H74ZM99 116H101V115H99ZM114 116V117H115ZM123 116H125V115H123ZM145 116V115H144ZM154 116V115H153ZM166 116V115H165ZM181 116V115H180ZM183 116H185V114H183ZM190 116H193V114L192 115H189V117ZM195 116V115H194ZM201 116V115H200ZM252 116V115H251ZM255 116V115H254ZM30 117V116H29ZM29 117H28V119H29ZM33 117H34V115H33ZM39 118H40V114H39V116H38ZM38 117H35L34 119L33 118H30V119H33V120H30L29 121V123H30V126H29V128H27V129H25L23 126H22V123L21 122H19V123H17V124H15L16 126L14 127V129H13V132H12V134H10V133H7V134H2L1 132L2 131H0V264H27V260H26V255L28 254V253H32V251H33V248H32V241H31V233H32V229L34 228V226L36 225L37 226V224L38 225H43V227L42 228H44V231H45V233H46V235H48V234H50V233H52V232H54V230L56 229V227L58 226V227H60V223H61V221H63L62 220V218L63 217H65L67 214H72L73 212H72V210H73V208L72 207H70V209H66V207L65 206H63L64 204L63 203H66L67 201L66 200H71L72 199V195H75L76 194V191L79 189V187H78V184H75V183H77V182H75V183H70V180L72 179V174H71V171H70V167L69 166H63V164L64 163H67L66 161H65V157L68 155V154H70V153H72V154H77V153H83V155H84V157H85V160H86V162H85V165H82L83 166V169L81 170L82 171V178H83V183H82V188H83V196H82V198H83V200L85 201V199H86V204H88V205H90L91 203H93L94 204V208H95V214H96V216H98L103 222H104V220L105 219H108V218H111L112 219V221H113V223H114V226H124L125 227V225H127L128 224V229H130V227H131V221H130V219L128 218L129 216L128 215H131V214H133L134 212H132L131 213V210H129V207H126L127 206V202L128 201H133L134 202V204H135V207L137 208V212L139 213V211H141V210H145L146 208H147V213H148V216L151 218V220H154V221H156V222H158L159 224H161L162 225V228H163V226H168L169 227V225L171 224V223H173V221H175L176 220V218H177V220H178V218H180L179 220V222H178V225L176 226V227H173L172 226V228H170V230H168L169 231V235H167V239L168 240H171V241H181L182 239H184L185 237H187L188 235L190 236V232H192L193 230H194V228H196V215H198V213L195 215V213H196V211L197 210H202V212L204 213V217H205V221L203 222V223H200V224H198L199 225V227L198 228H200L199 229V231L200 232H198V237L199 236H202V238H203V236H204V238L203 239H205V237L206 238H212V239H210V241H212L213 239H217V240H220V239H223L224 240V238H226L225 237V235L227 234V232L228 231H230L231 230V228L233 229L234 228V226L240 221V212H241V210H243V211H245L246 212V214H247V219H246V221H243V228H245V229H247L250 233H252L251 235H253V234H256V233H263L264 232V130H263V132H259V133H261L260 135L258 134L257 136H254L255 134L253 133V136H252V134L251 135H246V134H248L249 133V131H248V133H247V131L246 130H244V134H245V132H246V134H245V136H243L242 134H241V140H239V142L240 143H238V145L235 147V149H233L234 150V153H232L233 155H232V157H231V155L229 156L230 158H231V161L229 162V160H230V158L229 159H227L228 160V162L229 163H227L226 162V159L220 154V152H219V149H215L216 147L218 148V145L216 146L215 144H214V142H212V140H211V142H209V143H213L215 146H213V144H212V146L213 147H215V148H210L211 146H208V144H207V141H206V143H200L198 146H193V144L191 143V145L193 146L188 152H182L181 154L179 153V154H177V153H162V151L160 152V151H155V152H153V154H152V157H151V160L150 161H148L149 160V156H148V160L144 163V162H142V161H140L139 163H141L142 162V165H139V166H133V167H136L133 171H132V175H130L131 173H129V176H128V174H127V176L125 175V177L123 176V178L119 181V182H117V181H112V182H109V180L110 179H108V181L106 182V183H101L102 182V176H104V175H108V177H110V178H112L113 179V177L112 176H114L115 175V170L113 169V168H111L110 166H108L106 163L107 162H110V160H108V158H110V157H108V158H106V156L111 152V150H112V141L113 140H111V137H109V134L110 133H108V131H107V129H106V134H105V136H103L102 137V140L101 141H99V143L97 142V140H95L97 143H95L94 144V141H92L91 143H89V144H87V143H85V144H82L81 143V141L80 140H75L74 142H73V139L71 140V142H67V141H64V142H62L63 141V137L61 138V137H59L62 141H60V142H58L57 141V139H58V137H57V133H56V128H58L57 126H56V124L54 123V125H53V121H51L52 122V126H56V128H54V127H48V126H46V124L47 123H49V122H47L46 124L44 123H41V122H45L46 120L48 121V119H46L45 121L44 120H42V121H40L39 119H38ZM46 117H48V116H46ZM78 117V116H77ZM92 117V116H91ZM118 117V116H117ZM116 117V118H117ZM134 117H136V116H134ZM134 117H132L133 119H134ZM138 117V116H137ZM160 117H162L161 115H160ZM160 117H158V118H160ZM188 117V118H189ZM196 117H198V116H196ZM235 117V116H234ZM239 117V116H238ZM238 117H236V118H238ZM248 117L249 116H247V119H248ZM0 118H1V116H0ZM13 118H14V116H13ZM27 118V117H26ZM37 118V119H36ZM66 118V117H65ZM65 118H61V119H65ZM79 118H80V116H79ZM102 118H103V116H102ZM108 118H110V117H108ZM113 118V117H112ZM121 118V117H120ZM147 118H149V116H147ZM146 118V119H147ZM151 118H153V117H151ZM156 118V117H155ZM157 118V119H158ZM166 119H167V117H165ZM181 118V117H180ZM185 118V117H184ZM187 118V117H186ZM185 118V119H186ZM191 118V117H190ZM194 118V117H193ZM240 118V117H239ZM250 118V117H249ZM253 118V117H252ZM6 119H8V118H6ZM11 119V118H10ZM20 119V118H19ZM61 119H59L58 121H60ZM69 119V118H68ZM72 119V118H71ZM70 119V121H73V120H71ZM76 119V118H75ZM95 119H98V118H95ZM99 119H100V117H99ZM104 119V118H103ZM122 119V118H121ZM120 119V120H121ZM162 119V118H161ZM183 119V118H182ZM196 119V118H195ZM204 119V118H203ZM233 119V118H232ZM251 119V118H250ZM259 119V118H258ZM263 119H264V117H263ZM262 119V120H263ZM23 120V119H22ZM22 120H20V121H22ZM51 120V119H50ZM55 120V119H54ZM79 120V119H78ZM93 120V119H92ZM105 120H107V119H105ZM114 120V119H113ZM119 120V119H118ZM127 120H129V119H127ZM138 120H135V121H138ZM145 120V119H144ZM149 120H150V118H149ZM153 120V119H152ZM164 120V119H163ZM193 120V119H192ZM202 120V119H201ZM242 120H244V118L242 119ZM256 120V119H255ZM6 121V120H5ZM19 121V120H18ZM18 121H16V122H18ZM56 121V120H55ZM65 121V120H64ZM96 121V120H95ZM98 121V120H97ZM112 121V120H111ZM116 121V120H115ZM123 121V120H122ZM147 121V120H146ZM155 121V120H154ZM157 121V120H156ZM158 121H159V119H158ZM171 121L169 120V122L171 123ZM203 121V120H202ZM214 121V120H213ZM235 121H237V119L235 120ZM240 121V120H239ZM264 121V120H263ZM1 122V121H0ZM63 122V120L61 121V123ZM68 122V121H67ZM101 122H102V120H101ZM150 122V121H149ZM153 122V121H152ZM151 122V123H152ZM161 122V121H160ZM189 122V121H188ZM197 122H198V120H197ZM199 122H201V121H199ZM234 122V121H233ZM241 122H243L244 124H246L244 121H241ZM3 123V122H2ZM5 123V122H4ZM57 123V122H56ZM60 123V122H59ZM58 123V124H59ZM69 123V122H68ZM91 123H93L92 121H91ZM96 123V122H95ZM98 123V122H97ZM103 123H104V121H103ZM102 123V124H103ZM123 123V122H122ZM127 123V122H126ZM144 123V122H143ZM185 123V122H184ZM183 123V124H184ZM204 123H205V121H204ZM208 123H209V121H208ZM211 123H213V122H211ZM239 123V122H238ZM254 123V122H253ZM9 124V123H8ZM14 124V123H13ZM12 124V125H13ZM51 124V123H50ZM72 124V123H71ZM101 124V123H100ZM106 124V123H105ZM104 124V125H105ZM112 124H113V122H112ZM117 124V123H116ZM156 124H158V123H156ZM167 124V123H166ZM166 124H165V126H166ZM175 124V123H174ZM194 125V121H193V123H189V125ZM202 123H200V126H202L201 125ZM243 124V125H244ZM250 124V123H249ZM262 124H264V123H262ZM11 125V124H10ZM70 125V124H69ZM69 125H67V126H69ZM104 125H102L103 127H104ZM118 125V124H117ZM117 125H116V127H117ZM141 125H142V123H141ZM144 125V124H143ZM147 125H148V122H147ZM155 125V124H154ZM163 125V124H162ZM169 125V124H168ZM185 125H186V123H185ZM185 125H182V128L185 126ZM199 125V124H198ZM209 125V124H208ZM213 125V124H212ZM215 125V124H214ZM213 125V126H214ZM228 125H229V123H228ZM236 125V124H235ZM238 125V124H237ZM247 126H248V123L246 124ZM257 125V124H256ZM59 126V125H58ZM73 126V125H72ZM77 126V125H76ZM79 126V125H78ZM83 126V125H82ZM96 126H98V125H96ZM101 126V125H100ZM127 126V125H126ZM130 126H132V124L130 125ZM138 126L139 125H137V128H138ZM149 126H150V124H149ZM160 126V125H159ZM164 126V125H163ZM174 126V125H173ZM175 126H177V125H175ZM174 126V127H175ZM203 126H205V124H203ZM253 126V124H251V127ZM261 126V125H260ZM85 127H86V125H85ZM90 127H91V124H90ZM95 127V126H94ZM107 127V126H106ZM120 127V126H119ZM141 127V126H140ZM152 127L153 126H151L150 127V129L153 131V130H156V129H154L155 127H153V129H152ZM171 127H172V125H171ZM208 127V126H207ZM218 127V126H217ZM229 127H230V125H229ZM232 127H233V124H232ZM235 127V126H234ZM233 127V128H234ZM237 127H240V126H236V130H237ZM249 127V126H248ZM247 127V128H248ZM12 128H13V126H12ZM61 128H62V126H61ZM70 129H72L71 127H69ZM88 128H89V126H88ZM87 128V129H88ZM132 128V127H131ZM135 128H136V126H135ZM135 128H133V129H135ZM136 128V129H137ZM144 128H145V125H144ZM157 128V127H156ZM160 128V127H159ZM179 128H180V126H179ZM178 128V129H179ZM189 128V127H188ZM191 128H193L192 126L190 127V129ZM208 128H210V127H208ZM213 128V127H212ZM211 128V129H212ZM233 128H231L232 130H233ZM241 128V127H240ZM243 128H245V127H243ZM2 129H3V127H2ZM59 129V128H58ZM84 129V128H83ZM86 129V130H87ZM104 129V128H103ZM115 129V128H114ZM133 129H132V131H133ZM136 129H135V131H136ZM162 129V128H161ZM164 129V128H163ZM166 129V128H165ZM178 129H177V131H178ZM184 129V128H183ZM195 129V128H194ZM193 129V131H195ZM197 129V128H196ZM200 129H202V128H200ZM205 129V128H204ZM210 129V130H211ZM215 129H216V127H215ZM217 129H219V128H217ZM227 129V128H226ZM229 129V128H228ZM239 129V128H238ZM252 129H253V127H252ZM0 130H1V128H0ZM67 130V129H66ZM90 130V129H89ZM101 131L100 132H103L102 131V128L100 129ZM105 130V129H104ZM117 130H119V129H117ZM122 130V129H121ZM171 130H175V128L174 129H171ZM185 130V129H184ZM187 130V129H186ZM185 130V132H187ZM214 130V129H213ZM220 130V129H219ZM231 130V131H232ZM256 130V129H255ZM261 129H259L258 131H260ZM4 131V130H3ZM60 131H61V129H60ZM63 131V130H62ZM70 131V130H69ZM80 131V129L78 130V132ZM131 131V130H130ZM131 131V132H132ZM139 131H140V129H139ZM143 132H145L144 130H142ZM147 131H148V129H147ZM150 131V130H149ZM159 131V130H158ZM166 131H167V129H166ZM176 131V130H175ZM189 131H191V130H188V132ZM216 130H214V133H216L215 132ZM220 131H222V130H220ZM8 132V131H7ZM88 133H89V131H87ZM120 132V131H119ZM137 132V131H136ZM162 132H164V131H162ZM173 132V131H172ZM179 132H181V131H179ZM178 132V133H179ZM230 132V131H229ZM234 132H235V130H234ZM234 132H233V134H234ZM238 132H240L239 130H237V132L236 133H238ZM251 132V131H250ZM256 132V131H255ZM80 133V132H79ZM93 133V132H92ZM135 133V132H134ZM147 134H148V132H146ZM191 133H192V131H191ZM190 133V136H192L193 137V135L195 134V133H192L191 134ZM197 133H198V131H197ZM207 133V132H206ZM212 133V132H211ZM210 133V134H211ZM214 133H212V134H214ZM218 133V132H217ZM216 133V134H217ZM226 133H227V131H226ZM59 134V133H58ZM63 134V133H62ZM82 134V133H81ZM80 134V135H81ZM94 134V133H93ZM103 134V133H102ZM121 134V133H120ZM124 134H125V132H124ZM132 134V133H131ZM137 134H139V132H137ZM146 134V135H147ZM151 134V133H150ZM157 134H160V132L159 133H157ZM166 134V133H165ZM170 134V133H169ZM208 134V133H207ZM206 134V135H207ZM233 134L231 135V136H233ZM239 134L240 133H238V134H236V135H238L239 136ZM83 135V134H82ZM116 135H117V133H116ZM141 135V134H140ZM143 135V134H142ZM141 135V136H142ZM152 135V134H151ZM151 135H150V137H151ZM161 135V134H160ZM176 135V134H175ZM178 135H180V134H178ZM183 135H185V134H183ZM188 135V134H187ZM199 135V133L198 134H196V136H198ZM206 135H201L200 137H202V136H204V138H205V136ZM215 135V134H214ZM219 135V134H218ZM226 135V134H225ZM228 135V134H227ZM236 135L234 134V136L236 137ZM63 136H64V134H63ZM76 136H77V138H78V135H77V131H76ZM92 136V135H91ZM90 135H89V137H91ZM102 135H100V137H101ZM135 137H136V135H134ZM139 136V135H138ZM137 136V137H138ZM140 136V137H141ZM143 136H145V134L143 135ZM149 136V135H148ZM162 136V135H161ZM160 136V137H161ZM164 136V135H163ZM167 136V135H166ZM169 136V135H168ZM189 136V135H188ZM208 136V135H207ZM216 136V135H215ZM214 136V137H215ZM219 136H221V132H220V135ZM232 137V139L233 138H235V137ZM243 136V137H242ZM27 137V140L25 141L27 144H26V146L24 147V144H25V142H23L22 140L24 139V138H26ZM57 137V138H56ZM84 137H85V135H84ZM87 137V136H86ZM95 137H96V135H95ZM116 137V136H115ZM114 137V139L116 140V138L118 137V135H117V137L115 138ZM120 137V136H119ZM118 137V138H119ZM131 138H132V135L130 136ZM140 137H138L137 139H136V142L139 140V138ZM146 137V136H145ZM149 137V138H150ZM177 137H179V136H177ZM200 137H197V139H199ZM216 137H218V136H216ZM227 137V136H226ZM128 138V137H127ZM142 138H144V137H142ZM153 138V137H152ZM170 138V137H169ZM180 138V137H179ZM193 138H196V137H193ZM193 138H192V140H193ZM223 138H225V137H223ZM229 138V137H228ZM231 138V137H230ZM237 138V137H236ZM64 139H67L66 138V136H65V138ZM87 139V138H86ZM124 139H126V138H124ZM133 139V138H132ZM141 139V138H140ZM148 139V138H147ZM157 139H160V138H157ZM168 139V138H167ZM171 139H172V136H171ZM181 139V138H180ZM183 139H184V137H183ZM200 139H202V138H200ZM213 139V138H212ZM214 139H216V138H214ZM220 139V140H219ZM237 139H239V137L237 138ZM13 140V141H12ZM70 140V139H69ZM90 140V139H89ZM92 140V139H91ZM99 140V139H98ZM127 140V139H126ZM126 140H124V141H126ZM144 140H145V138H144ZM151 140V139H150ZM161 140V139H160ZM160 140H158V141H160ZM163 140V139H162ZM185 140V139H184ZM186 140H187V138H186ZM196 140V139H195ZM218 140H219V142L221 141V143H220V145L222 144V147H223V144H224V142H222L223 140H221V137H218V139L216 140V142H218ZM234 140V139H233ZM236 140V139H235ZM235 140H234V142H235ZM119 141V140H118ZM121 141H122V139H121ZM123 141V142H124ZM153 141V140H152ZM164 141V140H163ZM167 141H169V140H167ZM173 141V140H172ZM177 141H178V139H177ZM191 141V140H190ZM209 141V140H208ZM213 141H215V140H213ZM229 141H231V140H229ZM122 142V143H123ZM128 142V141H127ZM139 142H140V140H139ZM181 142V144H183L182 143V141H180ZM185 142V141H184ZM196 142V141H195ZM199 142H201V140H199ZM218 142V143H219ZM225 142H227V141H225ZM130 143V142H129ZM138 143V142H137ZM145 143V142H144ZM148 143V142H147ZM154 143V142H153ZM160 143V142H159ZM159 143L157 144V145H159ZM164 143H166L165 141H164ZM168 143V142H167ZM167 143H166V146H168L167 145ZM194 143V142H193ZM230 142H228V144H229ZM232 143V142H231ZM115 144V143H114ZM113 144V145H114ZM150 144V143H149ZM151 144H152V142H151ZM234 144H237V143H234ZM233 144V145H234ZM125 145V147L127 148V147H129L128 146V144H123L122 146H124ZM127 145V146H126ZM130 145V144H129ZM140 145V144H139ZM138 145V147H140ZM143 145V144H142ZM147 145V144H146ZM146 145H144V146H146ZM172 145V144H171ZM185 145V144H184ZM219 145V146H220ZM225 145V144H224ZM116 146H117V144H116ZM133 146L135 147L136 146V143H135V145L133 144ZM143 146V147H144ZM148 146V145H147ZM152 146H154V145H152ZM162 146V145H161ZM173 146V145H172ZM180 146V145H179ZM229 146V145H228ZM151 147V146H150ZM158 147H160V146H158ZM221 147V146H220ZM230 147V146H229ZM142 148V147H141ZM146 148H148V147H146ZM151 148H154V147H151ZM170 147H168V149H169ZM175 148V147H174ZM184 148V147H183ZM118 149V148H117ZM158 149V148H157ZM160 150H162L161 148H159ZM164 149H166L165 148V145H164ZM171 149V148H170ZM179 149H180V147H179ZM178 149V150H179ZM224 149V148H223ZM113 150H114V146H113ZM121 150H122V148H121ZM124 150V149H123ZM122 150V151H123ZM131 150H132V147H131ZM134 150V149H133ZM149 150H150V148H149ZM154 150V149H153ZM173 150V149H172ZM185 150V149H184ZM187 150V149H186ZM228 150V149H227ZM227 150H225L224 152H226L227 153ZM117 151V150H116ZM142 151V153H143V150H141ZM145 151H148V149L147 150H145ZM164 151V150H163ZM177 151V150H176ZM181 151V150H180ZM229 152H228V154L230 153L231 154V152L230 151H232V150H228ZM125 152V151H124ZM132 151H128V153H130L131 155H132V153H131ZM134 152V151H133ZM149 152V151H148ZM168 152V151H167ZM172 152V151H171ZM119 153H121V152H119ZM134 153H136V151L134 152ZM140 153V152H139ZM146 153V152H145ZM152 153V152H151ZM222 153H223V151H222ZM112 154H114V153H112ZM123 153H121L120 155H122ZM147 154V153H146ZM225 154V153H224ZM228 154H226V156L228 155ZM82 155V154H81ZM120 155H118V156H120ZM130 155V156H131ZM136 155H138L137 153H136ZM149 155V154H148ZM69 156V155H68ZM74 156V155H73ZM78 156H80V155H78ZM125 156H126V152H125ZM133 156V155H132ZM135 156V155H134ZM141 156V155H140ZM225 156V155H224ZM84 157H83V159H84ZM111 157L112 158H114V156H112L111 155ZM123 157H124V155H123ZM142 157H144V155H142ZM82 158V157H81ZM133 158V157H132ZM145 158H146V156H145ZM70 159H72V157L70 156V158H69V160ZM106 159H107V162H106ZM124 159V158H123ZM130 159H131V157H129V160H128V158H126V160L129 162L130 161ZM136 159H138V158H136ZM142 159V158H141ZM140 159V160H141ZM74 159H72V161H73ZM78 160V159H77ZM143 160H144V158H143ZM84 161V160H83ZM114 162V161H113ZM126 162V161H125ZM135 160H134V164H135ZM138 162V161H137ZM69 163V162H68ZM67 163V164H68ZM79 163V162H78ZM83 163V162H82ZM116 163H118V162H116ZM123 163V162H122ZM127 163V162H126ZM125 163V164H126ZM131 163V162H130ZM138 164V163H137ZM66 165V164H65ZM75 165V164H74ZM79 166H80V164H78ZM120 165V164H119ZM123 165V164H122ZM122 165H120V168H122L121 166ZM71 166V165H70ZM76 167H77V165H75ZM74 166V167H75ZM116 166V165H115ZM118 166V165H117ZM116 166V167H117ZM69 167V168H68ZM75 167V168H76ZM71 170H72V168H71ZM127 169H125V172L126 173H128L127 171H126ZM128 170H129V168H128ZM79 171H80V169H79ZM81 171H80V173H81ZM75 172V171H74ZM120 172V171H119ZM124 172V171H123ZM76 175H75V178L77 177V178H79L77 175V172L75 173ZM123 174V173H122ZM121 174V175H122ZM120 175V176H121ZM117 177V176H116ZM74 178V177H73ZM106 178H107V176H106ZM114 179H115V177H114ZM119 179V178H118ZM72 181V180H71ZM76 181V180H75ZM81 181V180H80ZM104 182V181H103ZM81 183V182H80ZM81 185V184H80ZM79 185V186H80ZM51 187L52 189L48 192V193H50V195L48 196V197H44V195L46 196L47 194H44V192H46V191H44V189H46V187ZM49 189V188H48ZM59 190H62V191H64L65 192V190L66 191H68L69 193H70V196L67 198H64V199H61V197L59 196V195H56L57 193H58V191ZM78 191H80V190H78ZM67 192V193H68ZM222 192H229V196H228V194L226 195L227 196V198L225 199L224 197H223V199L224 200H222V202H220V203H216V200H215V198H216V196H219L220 194L222 195ZM68 193V194H69ZM78 193V192H77ZM23 194H25L23 197H21ZM63 194V193H62ZM79 194V193H78ZM63 197L65 196L64 194L62 195ZM67 196V195H66ZM224 196H225V194H224ZM62 197V198H63ZM76 197H79V196H76ZM220 197V196H219ZM85 198V199H84ZM218 198V197H217ZM78 199V198H77ZM220 199V198H219ZM60 201H62V202H60ZM75 201H76V199H75ZM77 201H79V199L77 200ZM218 201V200H217ZM113 203V207H114V212H113V216L112 217H110V216H108L107 214H110L111 215V213H107V214H104V212L105 211H103V209H104V206L106 205V204H110V203ZM219 202V201H218ZM73 203V202H72ZM71 203V204H72ZM78 203V202H77ZM80 203V202H79ZM82 203V202H81ZM84 203V202H83ZM68 205V204H67ZM70 205V204H69ZM130 205V204H129ZM26 206H29V208H30V212H29V214H27L26 213V215L23 213L24 212V209H25V207ZM71 206V205H70ZM84 206V205H83ZM92 206V205H91ZM108 206H110V205H108ZM111 206V207H112ZM132 206H134V205H132ZM78 207H79V205H78ZM85 208H86V206H84ZM112 207V208H113ZM134 207V208H135ZM27 208V207H26ZM68 208V207H67ZM133 208V209H134ZM72 209V210H71ZM75 209V208H74ZM89 209V208H88ZM107 209H108V207H107ZM132 209V208H131ZM80 210V209H79ZM86 211H87V209H85ZM90 210V209H89ZM75 211V210H74ZM107 211V210H106ZM146 211V210H145ZM72 212V213H71ZM94 212V211H93ZM142 212V211H141ZM83 213V212H82ZM81 213V214H82ZM146 213V214H147ZM84 214H86V213H84ZM241 214H243V212L241 213ZM74 215H75V213H74ZM107 215V216H106ZM137 215V214H136ZM201 216H202V214H200ZM86 216V215H85ZM85 216H84V218H85ZM133 216H135L134 214H133ZM86 217H88V216H86ZM94 217V216H93ZM147 217V216H146ZM242 217L244 218V216L242 215ZM68 218V217H67ZM75 218H77V217H75ZM83 218V217H82ZM98 218V219H99ZM133 218V217H132ZM135 218H137V217H135ZM135 218H134V220H135ZM201 218V217H200ZM242 218V219H243ZM80 219V218H79ZM96 220V218H93L92 220ZM99 219V220H100ZM203 219V217L201 218V220ZM52 221L53 223H51L50 221ZM66 219H64V221H65ZM86 220V219H85ZM98 220V221H99ZM142 220H143V218H142ZM150 220V221H151ZM199 220V219H198ZM97 221V220H96ZM95 221V222H96ZM107 221V220H106ZM108 221H110V220H108ZM140 221H141V219H140ZM49 222V223H48ZM74 222V221H73ZM77 222V221H76ZM81 223H82V221H80ZM143 222V221H142ZM202 222V221H201ZM241 222V221H240ZM63 223H65V222H63ZM81 223H79L80 225H81ZM90 223V222H89ZM93 222H91V224H92ZM127 223V224H126ZM133 224H134V221L132 222ZM137 223V222H136ZM140 223V222H139ZM144 223V226L146 225L145 224V222H143ZM142 223V224H143ZM95 224V223H94ZM108 224V223H107ZM107 224H106V226H107ZM141 224V223H140ZM151 224V223H150ZM176 224V223H175ZM174 224V225H175ZM74 225V224H73ZM90 225V224H89ZM103 225V224H102ZM105 225V224H104ZM111 225V224H110ZM212 225H214V231H213V233L210 235V231H211V227H212ZM84 226H86L85 224H84ZM87 226H88V224H87ZM94 226V225H93ZM101 226V225H100ZM113 226V225H112ZM140 226H143V225H140ZM195 226V227H194ZM240 226V225H239ZM75 227V226H74ZM81 227H82V225H81ZM111 227V226H110ZM110 227H108V228H110ZM138 227V226H137ZM156 226L154 225V224H152V225H150V227H149V231H153V229L155 228ZM39 228V227H38ZM61 228H62V226H61ZM61 228H59L60 230H61ZM67 228V227H66ZM69 228V227H68ZM94 228V227H93ZM115 228V227H114ZM121 228V227H120ZM161 228V229H162ZM241 228H242V226H241ZM240 227H239V229L241 230V231H243V233H246V232H244V230H243V228L241 229ZM71 229H72V227H71ZM122 229V228H121ZM164 229V228H163ZM168 229V228H167ZM236 229H237V227H236ZM235 229V230H236ZM41 230V229H40ZM70 230V229H69ZM81 230H83V227H82V229ZM98 230V229H97ZM103 230V231H102ZM106 227L105 228H103V226H102V229H101V233L102 234H104V233H106ZM115 230V229H114ZM123 230H125L124 228H123ZM198 230V229H197ZM234 230V229H233ZM238 230V229H237ZM237 230H236V232H237ZM71 231V230H70ZM85 231H86V228H85ZM232 231V230H231ZM81 232H83V231H81ZM121 232H123L122 230H121ZM60 233V232H59ZM66 233V232H65ZM75 233V232H74ZM80 233V232H79ZM87 233V232H86ZM117 233H119V232H117ZM125 233V232H124ZM130 233V232H129ZM159 233H162V232H159ZM195 233H197V232H195ZM194 233V234H195ZM33 234V233H32ZM72 234V233H71ZM81 234V233H80ZM79 234V235H80ZM95 234V233H94ZM111 234V233H110ZM130 234H132V233H130ZM152 234V233H151ZM167 234V233H166ZM193 234V235H194ZM214 234V235H213ZM233 234V233H232ZM236 234H238L239 235V233H236ZM248 234V233H247ZM37 235H39L40 236V234H37ZM54 235H58V234H54ZM68 235V234H67ZM83 234H81V236H82ZM98 235V234H97ZM122 235V234H121ZM148 235V234H147ZM156 235H157V233H156ZM163 235V234H162ZM213 235V236H212ZM234 235V234H233ZM89 236V235H88ZM99 236V235H98ZM98 236H94V238L95 237H98ZM227 236V235H226ZM242 236V235H241ZM255 236V235H254ZM261 236V235H260ZM58 237V236H57ZM75 237V236H74ZM83 238H85L84 236H82ZM107 237V236H106ZM123 237H125L124 235H122V238ZM130 237V236H129ZM149 237H150V235H149ZM157 237H159V235H157ZM195 238H196V236H194ZM234 237H235V235H234ZM233 237V238H234ZM259 237V236H258ZM42 238V237H41ZM53 238V237H52ZM77 238H80L79 236L77 237ZM93 238V239H94ZM102 238H105V236L104 237H102ZM108 238V237H107ZM106 238V239H107ZM155 238V237H154ZM164 238V237H163ZM229 238H230V236H229ZM228 238V239H229ZM242 238V237H241ZM241 238H239L240 240H241ZM246 238H248V237H246ZM56 239V238H55ZM64 239V238H63ZM62 239V240H63ZM101 239V238H100ZM125 239H126V237H125ZM151 239H152V236H151ZM157 239V238H156ZM186 239V238H185ZM190 239H191V237H190ZM202 239V240H203ZM253 239V238H252ZM255 239H257V238H255ZM68 240V239H67ZM80 240V239H79ZM78 240V242H80ZM88 240L89 239H87V242H88ZM91 240H92V238H91ZM112 240V239H111ZM187 240V239H186ZM193 240V239H192ZM199 240V239H198ZM202 240H200V241H202ZM217 240H216V242H217ZM244 242H245V240L244 239H242ZM42 241V240H41ZM70 241V240H69ZM73 241V240H72ZM83 241H85L86 242V238H85V240L83 239ZM107 241V240H106ZM154 240H152V242H153ZM189 241V240H188ZM209 241V242H210ZM227 241H229V240H227ZM238 242V240L236 239L235 240V243H237ZM246 241H247V239H246ZM251 241V240H250ZM254 241V240H253ZM257 241V240H256ZM255 241V242H256ZM66 242V241H65ZM68 242V241H67ZM108 242V241H107ZM150 242V241H149ZM152 242H151V244H152ZM215 242V243H216ZM219 242V241H218ZM231 242H233L232 240H231ZM244 242H242L243 244H244ZM38 243V242H37ZM39 243H42V242H39ZM39 243L37 244V245H39ZM45 243V242H44ZM73 243V242H72ZM77 243V242H76ZM113 243V242H112ZM112 243H110V244H112ZM147 242H145V244H146ZM169 243V242H168ZM172 243V242H171ZM170 243V244H171ZM192 243H193V241H192ZM214 243V244H215ZM251 243V242H250ZM97 244V243H96ZM140 245H142L141 243H139ZM144 244V245H145ZM150 244V245H151ZM157 244V243H156ZM155 244V245H156ZM183 244H185V243H183ZM196 244H198V242L196 243ZM206 244H207V242H206ZM238 244V243H237ZM35 246H36V244H34ZM115 245V244H114ZM113 245V246H114ZM166 245V244H165ZM179 245V244H178ZM192 245H195V243H193ZM200 245V244H199ZM198 245V246H199ZM205 245V244H204ZM203 245V246H204ZM208 245H210V244H208ZM212 245V244H211ZM222 245V244H221ZM223 245H224V243H223ZM228 245V244H227ZM246 245V244H245ZM252 245H254V244H252ZM255 245H256V243H255ZM94 246V245H93ZM129 246V245H128ZM146 246V245H145ZM152 246V245H151ZM170 246V245H169ZM173 246V245H172ZM181 246H182V244H181ZM202 246V245H201ZM212 246H214V245H212ZM211 246V247H212ZM225 246H226V244H225ZM230 245H228V247H229ZM237 246V245H236ZM257 246V245H256ZM45 247V246H44ZM75 247V246H74ZM77 247V246H76ZM86 247V246H85ZM138 247V246H137ZM142 248H145L144 246H141ZM155 247V246H154ZM160 247V246H159ZM168 247V246H167ZM173 247H175V245L173 246ZM210 247V248H211ZM219 247H220V245H219ZM233 247H235V246H233ZM243 247V246H242ZM249 247V245L246 247V249ZM253 247V246H252ZM35 248V247H34ZM69 248V247H68ZM72 248V247H71ZM112 248V247H111ZM146 248H148V247H146ZM163 248V247H162ZM165 248V247H164ZM168 248H170V247H168ZM172 248V247H171ZM194 248H196V247H194ZM194 248H192V250L195 252V250H194ZM200 248H202V247H200ZM208 248H209V246H208ZM223 248H225L224 246H223ZM231 247H229V249H230ZM255 248V247H254ZM257 248V247H256ZM35 249H39V247L38 248H35ZM34 249V250H35ZM42 249H43V247H42ZM41 249V250H42ZM46 249H48V248H46ZM66 249V248H65ZM79 249H81V248H79ZM83 249H84V247H83ZM127 249V248H126ZM135 249V248H134ZM139 249V248H138ZM212 249H213V247H212ZM222 249V248H221ZM237 249V248H236ZM244 249V248H243ZM249 249V248H248ZM40 249H39V251H41ZM88 250V249H87ZM140 250H141V248H140ZM143 250V249H142ZM155 250V249H154ZM162 250H164V249H162ZM228 251V249H225V251ZM239 250H240V248H239ZM254 250V249H253ZM70 251V250H69ZM68 251V252H69ZM145 251H146V249H145ZM168 251H169V249H168ZM192 251V252H193ZM207 251V254H208V252H210L208 249L206 250ZM216 251H217V248H216ZM226 251V252H227ZM231 251H233L232 249H231ZM241 251V250H240ZM244 251H246V250H244ZM48 252V251H47ZM63 253L65 252V251H62ZM73 252V251H72ZM77 252V251H76ZM132 252H134V250L132 251ZM131 252V253H132ZM160 252V251H159ZM213 252H215V251H213ZM235 252V251H234ZM233 252V253H234ZM243 252V251H242ZM264 252V251H263ZM51 253V252H50ZM70 253H71V251H70ZM69 253V254H70ZM84 253V252H83ZM86 253V252H85ZM87 253H89V252H87ZM161 253V252H160ZM159 253V254H160ZM170 253V251L168 252V254ZM188 253V255H189V252H187ZM191 253V252H190ZM198 253V252H197ZM204 253V252H203ZM222 253V252H221ZM224 253V252H223ZM232 253V254H233ZM236 253H237V251H236ZM247 253V252H246ZM68 254V255H69ZM79 254V253H78ZM101 254V253H100ZM104 254H106L105 252H104ZM137 254V253H136ZM185 254V253H184ZM193 254H195V253H193ZM199 254H201V252H199ZM212 253H210V255H211ZM214 255L216 254V253H213ZM218 255L220 254L219 253V251H218V253H217ZM232 254H229V255H232ZM262 254V253H261ZM260 254V255H261ZM64 255V254H63ZM63 255H62V257H63ZM67 255V254H66ZM82 255V254H81ZM132 255V254H131ZM134 255H135V253H134ZM138 255V254H137ZM146 255V254H145ZM187 255V256H188ZM203 255V254H202ZM228 255V254H227ZM237 255V254H236ZM235 255V256H236ZM243 255H244V253H243ZM32 256V255H31ZM35 256H37L36 255V253H35ZM40 256V255H39ZM130 256V255H129ZM184 256H186V255H184ZM193 256H196V254L195 255H192L191 257H193ZM204 256V255H203ZM217 256V255H216ZM239 256V255H238ZM250 256V255H249ZM248 256V257H249ZM256 256V255H255ZM30 257V256H29ZM33 257V256H32ZM31 257V258H32ZM41 257V256H40ZM75 257V256H74ZM90 257V256H89ZM93 257V256H92ZM104 257H106V256H104ZM108 257V256H107ZM159 257V256H158ZM189 257H190V255H189ZM199 257H200V255H199ZM214 257V256H213ZM218 257V256H217ZM229 257V256H228ZM251 257V256H250ZM260 257V256H259ZM258 257V258H259ZM34 258V257H33ZM71 258V261L70 262H72V264L73 263H75L74 261H73V255L70 257ZM79 258V257H78ZM100 258H102V257H100ZM108 258H110V257H108ZM133 258H135V257H133ZM132 258V259H133ZM167 258V257H166ZM186 258H188V257H186ZM185 258V259H186ZM194 258H196V257H193V259ZM207 258V257H206ZM210 258V257H209ZM222 258V257H221ZM227 258V257H226ZM235 258V257H234ZM243 258H245L244 256H243ZM85 259V258H84ZM91 259V258H90ZM105 259V258H104ZM136 259V258H135ZM184 259V260H185ZM190 259V258H189ZM208 259V258H207ZM229 259V258H228ZM238 259H240V258H237V260ZM242 259V258H241ZM246 259V258H245ZM262 259V258H261ZM36 260H39L40 261V258H38L37 257V259ZM42 260V259H41ZM63 260V259H62ZM66 260V259H65ZM68 260V259H67ZM79 260V259H78ZM91 260H93V259H91ZM143 260L144 259H142V262H143ZM158 260V259H157ZM156 260V261H157ZM203 260V259H202ZM215 260V259H214ZM254 260V259H253ZM258 260V259H257ZM30 261V260H29ZM35 261V260H34ZM33 261V262H34ZM43 261V260H42ZM41 261V262H42ZM75 261H77V260H75ZM94 261H96V259L94 260ZM133 261V260H132ZM135 262H136V260H134ZM145 261V260H144ZM154 261V260H153ZM186 261V260H185ZM185 261H183V262H185ZM207 261V260H206ZM205 261V262H206ZM211 261V260H210ZM235 261H236V258H235ZM235 261H234V263H235ZM240 261V260H239ZM262 261V260H261ZM31 262H32V260H31ZM37 261H35V263H36ZM67 262V261H66ZM78 262V261H77ZM85 262V261H84ZM83 261H82V263H84ZM155 262V261H154ZM193 262V261H192ZM253 262V261H252ZM258 262H259V260H258ZM263 262H264V260H263ZM35 263H33V264H35ZM44 263V262H43ZM106 264H107V262H105ZM139 263H141V262H139ZM181 264H184V263H182V262H180ZM186 263V262H185ZM189 263V262H188ZM198 263H200V262H198ZM209 263V262H208ZM223 263V262H222ZM234 263H232V264H234ZM240 263V262H239ZM244 262H242V264H243ZM261 263V262H260ZM37 264H38V262H37ZM40 264V263H39ZM68 264V263H67ZM70 264V263H69ZM131 264V263H130ZM144 264V263H143ZM151 264V263H150ZM204 264V263H203ZM210 264V263H209ZM217 264V263H216ZM230 264V263H229ZM245 264V263H244ZM261 264H264V263H261Z\"/></svg>", "mask_w": 264, "mask_h": 264}, {"label": "snow or ice", "instance_id": "obj_3", "mask_svg": "<svg viewBox=\"0 0 264 264\" xmlns=\"http://www.w3.org/2000/svg\"><path fill=\"white\" fill-rule=\"evenodd\" d=\"M128 46H129V48H135V47L147 46V45H140L139 43H136V42H129ZM125 80H126V75L124 73H121V86L122 87L124 85ZM113 119H114V117H113Z\"/></svg>", "mask_w": 264, "mask_h": 264}]
</instances>
